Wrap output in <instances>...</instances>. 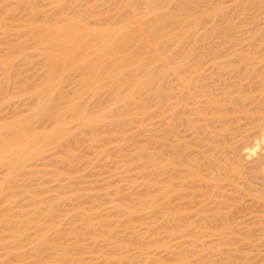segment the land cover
Listing matches in <instances>:
<instances>
[{"label": "rangeland", "instance_id": "rangeland-1", "mask_svg": "<svg viewBox=\"0 0 264 264\" xmlns=\"http://www.w3.org/2000/svg\"><path fill=\"white\" fill-rule=\"evenodd\" d=\"M2 1H3V5H2ZM2 1H0V10L2 11L6 6V8L3 11H6L8 13L10 10V12H9V14H7L6 12L1 13V11H0V18L4 17L3 18L4 22H6V23H4L3 19L2 20L0 19L2 28L4 26L5 29L6 28L8 29V30L6 29V32H5V29H3L4 31L2 32V30L0 28V31L3 33L2 34L0 32L1 33L0 34V47H1L0 53L5 51L2 54H6L8 52L7 48H9V49L11 48V50H12V51L9 50L8 53H12L13 51L16 53V50H18L16 55L20 53V55H17L18 58L20 57L19 59H17V58L14 59L16 55H14L15 53L14 54L12 53L11 56L12 55L13 56H12L11 60L12 59L15 60V61L12 60L15 63H13L11 61L10 63H12V64L8 65L6 67L7 69H3L4 71L0 70V126L4 127V126H7L9 124L11 125L12 123L15 124L16 121L19 122V121H23V119L24 120L27 119L29 117L28 115H30L28 113L33 112V110L35 109L34 107H36V104H37L36 101H40V98H41V100L43 99L41 94L40 95L37 94V93L41 92V91L37 92V89L38 88L40 89L43 86V82H44L43 81L44 77H45V72H44L45 68H44V62H43L44 60H43L42 56L41 57L37 56L39 54L32 47L33 46L32 44H34L33 43L34 41L33 40H30V42H29V40L25 41L26 38L24 37V35L26 33H28L27 31L29 30V27L35 26V25L41 26L42 23H43L42 26L43 25L46 26L49 23L50 24L48 26H51V23L53 21H54L53 22L54 25H52V26L63 25V23H66L67 20H71L73 17L76 18V16H77V18L83 17L82 19H78V22L80 20H84V22H82V24L83 23H85V24L90 23L89 26L93 25V27L92 26L89 27L88 24L86 25L88 28H91L89 30H95L94 28L97 29L99 26L101 27V28L99 27L100 30L102 29V26H103V29L106 26H108L110 29L116 28L118 26L115 27L114 23L116 25L119 24L118 22L122 20V19H120L121 16L123 17V20H125L127 18V15L125 16L123 13H126V14L128 13V16L131 17V14L133 13V11L132 12H129V11H131L133 8H135L133 10L136 12L135 6L139 7L140 4H142V3L144 4L145 0L144 1L143 0H134V2H132L133 0H129L132 3L131 2L128 3V2H126L127 0H125L126 4L127 3L130 4L129 6H127L128 4L126 5L125 3H123L124 2L123 0H116V1L120 2V5H119V2L116 3L115 0H114V2H113V0H103V1L102 0H90L89 2H87L88 0H82V1L80 0L81 2L79 0L78 1L75 0L76 2L74 1V3L72 0L71 1L66 0V2H65V0H63L64 2L61 0V3H60V0H56V2H55V0H34L33 2H35V4H37L36 5L37 7L36 6L35 7L38 8L35 10H37L38 12L31 10L29 7V4H28V7L30 9V11H29L28 8L25 7V6H27L26 1L22 2L23 4L22 3L19 4L23 8L19 7V5L17 4L18 6L17 7L15 6L17 12L16 11L14 12L15 8L13 7V10L11 11L12 7H10V6H12V5L14 6V3H18V2H16V0L15 1L12 0L14 2H11V0H2ZM46 1H48V2H46ZM97 1L99 3V6H98V4L96 5ZM109 1H110V3H109ZM135 1H137V2H135ZM175 1H173V3L171 2L172 4H169V7L166 8L168 10H166L164 13H166L167 11L171 13L173 8L174 9L172 12L174 13L175 7L176 6L178 7V4H180L182 2H185L187 4H190V2H192L190 5L191 6H194L192 4H195V6L197 5L196 8L195 7H193V8L198 10V11L196 12L195 10H193V12H186V14L179 11V14L181 16L179 14H177L178 12H176L175 19L172 20V22L175 21V23L173 24V27H172V25H170L171 27L169 26V28L165 31L169 32L170 33L169 35H172V36L174 35L173 37H175V35H177L176 37H178V35L179 36L183 35L184 34L183 31H185V29H186L185 32L186 33L188 32L187 34H189V33L190 34L188 36L183 35L188 39L184 38V40H186V41H184V40H183L184 42L181 41L180 46L177 45L178 47L177 46L173 47L174 49L177 47L176 51L172 50V52H171L170 50L172 48H170V47L165 48V50H167L168 52H171L170 54L168 52H166L165 50L164 51L166 52V54L172 55V57H173V55H174V57H177V55L175 56V54H178L179 56L181 54L184 55L183 50H182V49H184V51H185V48H183V46H182V45H184L183 43H185V46H187L186 49L192 43L190 46V49L192 48L193 51L191 50L192 55H191V58L189 56L190 60L188 61L187 65L190 64L191 68H192V66L196 67V70L200 71L202 74L199 72L200 73V76H199V73H197L198 71L195 72V70H193L192 72H194V73H192L191 69H189L190 65L187 66L188 71L190 70L189 72H187L186 67H185L186 70H185V68H182V69L179 68L180 66L184 67V65L187 62L184 64L179 63L180 65L177 66L179 68V70H177V67H174L173 65H172L173 67H171V69L176 68V72L179 71V72H177V74L178 73L182 74L183 77L186 79V82H187V79H188V81H189V79H191L190 82H192L194 85L190 84V87L192 85L190 90H193L192 88H194V91H195V86L198 85V86H196V88L197 87L199 88V85H200V87H202L199 90L200 94H202L204 91V93L206 92L205 93L206 95L202 94L204 97L201 95V97L199 96L200 97L199 98V97H196L198 95L195 94L194 97L196 98V100H194V97L192 99V100H194L193 101L194 105H193V102H191V99H190L191 103L190 102H184L183 103L181 96H179L181 98L182 104H180V102L177 101L178 107H176V106L174 107V108H176L175 111H173L174 108H172L174 103L170 104L169 98L166 97L167 98L166 100L168 102L164 101V99H165L164 98L161 103H163V102H165V104H166V102L168 103L166 105L163 103L162 104L163 107L171 106L170 109L168 107V109L170 110L168 113V110L165 112H164V110L163 111L161 110L162 108L160 106V103H157V99H155V96L154 97L152 96L151 92H150L151 93V95H150L148 92H144L143 89H141L142 91L139 90L141 93L139 91H138L139 93L137 92L138 95L135 96V99H133L132 101L130 100L132 103L130 101H128L129 104L124 103L125 105L122 106L123 102H120L122 104L120 105V103H119L120 106L118 105V107H116L118 103H116V105H115L114 104L115 102H114V103H112V105L113 104L114 105L112 107H109L110 105H108V104L109 103L111 104V102H113V96H112L110 91L104 90L102 88L103 91H100V93H99L100 95L97 94L95 97L93 96V98H91L89 96H87L86 98L84 97V99L83 98L81 99L82 101H80V100L78 101V102H80L81 105L80 104H78V105L76 104L77 106L75 105L76 111L79 110L81 113V112H83V111H81V110H83V108H81V107H83V106L87 107V104H89V102H91L93 100L88 105L87 108L89 110L90 109L92 110V115L98 114V116H101V114L104 113L102 118H105V119L104 120L98 119L99 121H101L100 125H97V122L99 123V121H97L96 123H94V125L92 124L91 126H85V129H84V127L83 128H82V126L80 127L79 124H77V123L69 124L68 130H70V131L67 132V135H64L65 137L63 136L64 140H62L63 139L62 137H61V139H59L60 141L62 140L61 142L59 141L60 143L58 142L59 144L57 143L59 146H55L56 148L53 146L54 149L51 148V149L47 150L48 154L46 151L45 155L43 153L42 155H40L37 158L38 160H35L34 162H28V164H26L28 167L25 166L26 168L19 170L21 172L18 171L19 173L17 172L16 174H14L15 178H13V181L11 180L12 185H10V186H5V184L1 185L3 182L2 180H4V178L6 176L5 173H7V172H5L6 170L0 166V181H1L0 182V186H1V189H0V215L2 214L6 217L5 218L4 216H0V259L5 264H20V263L21 264H29V263L30 264H35V263L39 264L38 261L40 262V264H54V263L55 264H60V263L61 264H180V263L181 264H264V226L260 227L261 225L264 224V205H263L264 199L261 200V202H260V199L263 198V194H264L263 193L264 187H263V185H261V184H264V180H263V178H264L263 174L264 173L261 172L264 170L260 166L264 167V164L262 163V162H264V161H262L264 159H263V157H261L262 158L261 164H263V165H259L260 159L256 160V156H258L257 155L258 153H261V155H263V153H264V151H263L264 145H263V148H261L262 146H260V145H262V142L264 140L262 137V136H264L263 135L264 131L260 130L261 132L259 134L258 133L259 130H257L259 127L256 128L258 123L253 122L255 120V118H258L260 115H264V107H263L264 106V94H263L264 93V81H263L264 80V77H263L264 76V74H263L264 73V65H263L264 64V62H263L264 61V46H263L264 45V43H263L264 42V40H263L264 39L263 38L264 37V23H263L264 22V19H263L264 18V1L263 0H255V1L254 0H238V1H236V0H226V1L225 0H222V1H219V0H216V1L215 0H212V1L211 0H192V1L191 0H188V1L187 0H182V1L177 0L176 2ZM234 1H235V3H234ZM49 2H50V5H49ZM52 2H54V3H52ZM90 2L92 4L94 3L95 5L93 4L92 6H90L91 5ZM139 2H141V3H139ZM198 2L200 4H198ZM251 2H253L254 4ZM51 3L53 5H55V7L53 5L51 6ZM55 3L56 4L58 3V5H57L58 7H56ZM67 3H69V4L67 5ZM105 3H107V4H105ZM229 3L230 4L234 3V4L231 6V5H228ZM71 4H72V6H71ZM81 4H82V6H81ZM121 4H122V7L125 4V6L127 8L123 9L121 7ZM132 4H134V5H132ZM143 4H142V8L140 6L137 9L138 12H141L144 9ZM261 4H263V5H261ZM1 5H2V8H1ZM62 5H63V7H62ZM85 5L86 6L88 5L87 6L88 8ZM211 5H213V6H211ZM93 6H95V7L93 8ZM111 6H113V7H111ZM119 6H120V8H119ZM215 6L216 7L218 6L219 8L220 7L224 8V9L222 8L223 11L221 10L222 14L219 13L221 16L219 14H217L216 17H214L212 15V14H216V13H214L215 12L214 9L219 10V8H216ZM239 6L240 7L242 6V7L240 8ZM254 6H255V8H254ZM260 6H262V7H260ZM47 7H49V8H47ZM64 7H66V8H64ZM102 7H104V8L102 9ZM68 8H70V9L68 10ZM84 8H86V9H84ZM89 8H91L92 10ZM107 8H108V11H106ZM117 8L119 11L117 10ZM6 9H8V10H6ZM50 9L52 12L50 11ZM57 9H58V12H57ZM72 9H73V11H71ZM94 9H95V11L96 10H98V11L95 12ZM115 9L119 13H117V11ZM120 9H123V10H120ZM139 9H140V11H139ZM203 9H204V11H203ZM212 9L214 11H212ZM41 10H43L44 12L43 11L41 12ZM77 10H79V12H81V13L77 12ZM169 10H171V11H169ZM225 10L227 13H225ZM241 10L244 12H242ZM261 10H262V13H261ZM206 11H207V13H206ZM211 11H212V14L210 15ZM61 12H62V14H61ZM135 12H134V14H136ZM70 13H72V14H70ZM190 13H193V15H191ZM59 14H61V15H59ZM197 14H200L201 16L197 15ZM204 14H208V15L204 16ZM65 15L67 16L68 19L66 18ZM123 15L126 17L125 19H124ZM188 16H190L191 19ZM196 16H198V17H196ZM32 17H34L35 19ZM114 17H116V18H114ZM150 17H152V16H149V18ZM181 17H183L185 19H182ZM194 17L198 21V25H199L198 29H195V31H196L195 34H194V31L192 30L193 28L190 29V30H192V32L189 30L187 31V29H189V27H190L189 25L191 24L190 20L191 21L195 20V19H193ZM199 17H200V19H199ZM239 17H240V19H239ZM55 18L58 22L56 20H54ZM62 18L65 20V22L63 21ZM96 18H98V19H96ZM201 18H202V20H201ZM213 18L216 20H214ZM24 19H25V21H24ZM61 19H62V21H61ZM237 19H238V21H237ZM255 19H256V21H255ZM87 20H88V22H87ZM93 20L94 21L96 20V21L92 22ZM114 20H117V21H114ZM183 20H185V21L188 20V22L186 21L184 23ZM196 20H195V22H197ZM225 20L227 21V23ZM36 21L40 22V24H38V22L36 23ZM113 21H114V23L111 24ZM61 22H63V23H61ZM108 22L111 24V26ZM29 23H31L30 26H28ZM32 23H34V24L32 25ZM25 24H27V26ZM177 24H181V25H178V27H177ZM95 25H97V26L94 27ZM191 25H193V23ZM198 25H196V26H198ZM7 26L8 27L10 26V28H8ZM19 26L23 27V28H21L20 31L18 30V29H20ZM179 26L180 27L182 26V28H180ZM183 26H184V29H183ZM27 27H28V29H27ZM247 27H248V29H247ZM109 28H107V29H109ZM257 28L258 29L260 28V29L257 30ZM9 29H10V32H9ZM14 29H16V30H14ZM175 30L177 33L182 30L181 31L182 34L181 33L176 34ZM172 31L175 32V34L174 33L172 34ZM206 31H207V33H206ZM215 31H216V33H215ZM258 31L259 32L261 31V32L258 33ZM217 32H219V33H217ZM6 33L8 34L9 38H7ZM192 33L195 35V38L193 36L191 37ZM222 34L223 35L225 34V35L223 36ZM246 34H249V35H246ZM2 35H3V37H2ZM199 35H200V37H199ZM189 36H190V38H189ZM260 36H261V38H260ZM191 39H192V42H191ZM195 39H197V40H195ZM228 40H229V43H228ZM246 40H247V42H246ZM260 40H261V42H260ZM188 41H189V43H188ZM194 41H195V43L193 44ZM12 42H15V43H12ZM26 42L27 43L29 42L30 45H29V43L27 44ZM254 42L257 44H255ZM258 43H260V44H258ZM198 44H199V46H198ZM13 45H14V47H13ZM15 45L17 46L18 49L16 48ZM28 45L31 46L32 49H31V47H28ZM21 46L22 47L24 46L26 49L24 47L22 48ZM225 46H227V47H225ZM179 47H180V49H179ZM168 48H170V50ZM217 48H218V50H217ZM20 50H22L23 52ZM248 50H250L252 52H250ZM26 51H27V53L22 55ZM34 51L37 53V55H35L36 53ZM138 51L139 50H137L136 54L139 53ZM160 51H162V50L158 49V52H160ZM28 52L29 53L31 52V53L29 54ZM32 52H34V53H32ZM158 52H156L158 54L157 56H159ZM165 52H162L164 54H162V53H160V54H162V56L165 55V57H166L168 55H166ZM178 52H180L181 54H179ZM140 53L138 55L143 56V52L140 51ZM186 53H187V51H186ZM200 55L202 57L204 55L203 59L200 58L201 57ZM150 56H152V55H150ZM222 56L224 57V59ZM230 56H232L234 58H232ZM25 57L27 58V60ZM165 57H163L161 59H165ZM168 57L171 60V57L170 56H168ZM149 58H150L149 56H148V58L146 56V59L145 58L144 59H145V61L146 60L148 61ZM220 58H222V59H220ZM228 58H229V60H227ZM161 59H159V60H161ZM216 59L217 60L219 59V61H217ZM172 60L177 61V59H174V58H172ZM251 60L253 62H251ZM256 60L257 61L260 60L262 62V63L260 62L262 65L259 63V61L257 62ZM143 61L144 60L142 59V62ZM221 62L223 63V65ZM239 62H241V63H239ZM159 63H160V61H159ZM13 65H15V67ZM238 67H240V68H238ZM221 68H224V69H221ZM225 68L226 69L231 68V69H227L228 71H226ZM223 70H224V72H223ZM252 70L254 71V73L252 72ZM173 71H175V70H173ZM181 71L182 72L184 71L183 72L184 74ZM185 71H186V73H185ZM225 71H226L227 75L225 74ZM229 71L231 73H229ZM172 72L170 71L169 74H171V75H169V77L171 76V78H173V81H175L178 78L185 81V79L182 77V75H179V74L177 75V77H175V75H174V77H175L174 78L172 76L173 75ZM244 72H246V73H244ZM216 73H218V74H216ZM41 74L42 75L44 74V76L42 77ZM75 74L76 73L74 71H70V72H68V74L65 75L66 77L68 75H70L68 77L69 79L64 77L66 80L63 78V80H61V83L59 82V83L55 84L56 85L55 91L57 90V92H56L57 94L56 93L55 94L53 93V95L50 94V95H52L51 97L53 98V104L56 105L54 108L55 111L59 110V111L63 112L65 104L74 97L73 93H75V92H73V90H75V88H76V80H75L76 78H74V76L76 77V75H77V74L76 75ZM190 74L192 75V78H190V77L187 78V75L190 76ZM239 75H240V77H239ZM246 75H248V76H246ZM178 76H181V77H178ZM231 76H233L234 80L232 79ZM204 78H206V79H204ZM246 78H248V79H246ZM250 78H252V79H250ZM9 79H11V80L9 81ZM192 79H193V81H192ZM236 79H238V80H236ZM245 79L248 82H246ZM205 80H207V81H205ZM217 80L218 81L221 80V81L218 82ZM228 80H231V82ZM171 82H172V80H171ZM10 83H12V84H10ZM239 83L241 86L239 85ZM41 84H42V86H40ZM172 84H173V82L170 85H172ZM175 84L177 85V83H175ZM262 84H263V86L259 87ZM207 85L208 86L210 85L208 87V89L210 88L209 90L213 91V94L211 93V94L207 95V92H209V93L211 92V91H208L206 89L207 87L205 88V86H207ZM231 85H233V86L231 87ZM10 86H11V88H10ZM5 87H6V89H5ZM58 87L60 89H58ZM170 87H172V86H170ZM203 87L206 90L205 89L203 90ZM257 87L260 89H258ZM228 88L229 89L231 88L232 90L231 89L229 90ZM217 90H219L220 93L217 92ZM226 90H227V92H226ZM255 90L259 93L260 96L258 94H256ZM260 90L262 92V96L260 94L261 93ZM175 91L178 92V88L175 90H172L173 97L171 96L172 93L169 94V97L171 96V99L174 98L173 101L176 100V98L174 97L175 95H177V96L180 95L179 94L180 92H178V93L176 92L177 94H174ZM53 92H54V90H53ZM58 92H60V93H58ZM31 93H32V95H31ZM109 93L111 94L112 97L110 96ZM191 93L193 94V92H191ZM194 93H199V92L196 91ZM254 93L256 95H254ZM209 95L210 96L212 95V96L210 97ZM218 95H220V96H218ZM65 96L68 98H66ZM207 96L210 97V99H212V100L214 99V101H216V102L218 100L221 103L217 102V104L219 105L218 106L216 104V102L214 103V101L210 100L209 98L206 99ZM248 96H250V97L254 96V98L253 97L248 98ZM258 96L261 98H259ZM148 97H149V99H148ZM179 97H177L178 100H179ZM233 97H235V98H233ZM49 98H50V96L49 97L47 96L46 100ZM108 99H110V100H108ZM143 99H144V102H143ZM258 99H259V101H258ZM62 100H64V101H62ZM147 100H150V101H147ZM187 100H189V98L184 99V101H187ZM222 100H224V101H222ZM239 100L241 103L239 102ZM243 100H245V101H243ZM253 100H257V101H253ZM72 101H73V99H72ZM138 102H140L139 103L140 105L138 104ZM195 102L196 103L198 102V104L196 105ZM258 102H259V104H258ZM61 103H63V104H61ZM155 103H157V104H155ZM253 103H254V105H253ZM256 103L258 104V106ZM133 104H134V106H133ZM191 104H192V106H191ZM208 104H209V106L210 105L211 106L210 107L207 106ZM212 104H214V107ZM233 104H235V105H233ZM145 105L147 107H144ZM198 105L200 107H202V111L203 110L206 111V112L203 111L206 113V116H205V114L204 115L202 114L203 119H202V117L198 116L201 114H198L197 116L195 114L194 108L196 106L197 109H195V110H198L199 109ZM121 106H122V109H120ZM127 106H129L130 108H134V109H130ZM148 106H149V109L151 108L150 110L148 109ZM189 106L192 108H190ZM193 106H194V108H193ZM205 106H207V107H205ZM216 106H218L220 109ZM221 106L223 108H225L224 112H223ZM252 106L253 107L255 106V107L253 108ZM77 107H79V109ZM167 107H166V109H167ZM203 107H205L207 110L203 109ZM59 108H61L62 110ZM141 108H144L143 110L146 112H143ZM188 108H189V110H188ZM236 108H238V109H236ZM118 109H119V111H118ZM128 109H129V111H127ZM140 109H141V112H140ZM94 110H96V111L98 110V112L100 110L101 111L98 113ZM112 110H114V111H112ZM120 110H123V113ZM200 110H198L197 113H201ZM220 110H222V111L219 112ZM243 110H244V112H246V110H247L248 113L252 110V112H250L251 114H248L249 116L245 117V115H247V114L243 113ZM254 110H255V113H254ZM259 110H260V112H258ZM29 111H31V112H29ZM79 111H78V113H79ZM154 111H156V113ZM171 111H172V114L170 113ZM192 111H194V112H192ZM94 112H96V113H94ZM118 112H120V114ZM134 112H136V113H134ZM189 112H190V114H189ZM236 112L238 113L239 116L236 115L237 114ZM257 112L260 114L258 115ZM262 112H263V114H261ZM126 113L129 115H126ZM131 113H132V115H130ZM222 113H224V114H222ZM239 113H241V114H239ZM24 114H26L27 116L26 115L24 116ZM121 114H122V116H121ZM181 114H182V116H181ZM252 114L254 116L253 117L254 119H251ZM255 114L258 117H256ZM15 115H17V117ZM48 115H50L49 118H48ZM125 115L128 117H126ZM144 115H145V117H144ZM176 115H177L178 119L176 118ZM214 115L215 116L217 115L218 117L216 116V119H215ZM224 115H226V117ZM231 115H232V118H230ZM241 115H243V116H241ZM21 116L24 118H22ZM51 116H52V114H50V112H49L47 114V117H44L45 119L42 118L43 119L42 121H44V122L41 123V120H40L39 122L41 124L40 123L36 124L37 125L36 128H39L38 129L39 131H37V132L40 133V131L44 132L45 130L47 131V130L51 129V126H52V125H50L52 122V120H50V119H52ZM66 116H67V114H66ZM132 116H133V119H131ZM138 116L140 119L137 118ZM193 116L194 117L196 116L199 118H194ZM235 116H237L238 118ZM120 117H121V119L119 120ZM123 117H124V119L122 120ZM135 117L137 119H135ZM223 117H225L224 118V119H226L225 121L221 120V118L223 119ZM19 118H22V119H19ZM96 118H97V116H96ZM102 118H100V119H102ZM179 118H180V121H179ZM188 118H189V120L192 119V121H194V123L192 122L193 124H191V126H190L191 128L189 127V125L187 123ZM217 118L218 119L220 118V119L218 120ZM248 118H249V120H248ZM211 119H212V121H211ZM108 120H111V121H108ZM169 120H170V122H169ZM217 120H218V123H217ZM246 120H248V122ZM8 121H10V122H8ZM103 121H105V122H103ZM201 122H203V124ZM204 122L206 124L205 126H204ZM38 124L41 128L38 126ZM105 124L108 126H106ZM221 124L222 125L224 124V125L222 126ZM252 124H254L253 128H251ZM193 125H194V128H193ZM75 126L78 128L74 129V128H76ZM206 126H207V128H209V126H210L209 134H208V131L206 129ZM230 126H231V128H230ZM243 126L245 127V129L243 128ZM248 126L250 127V129ZM225 127H226V129H225ZM199 128H201V130ZM144 129H145V131H143ZM193 129L194 130L197 129V130L194 131ZM202 129H203V131H202ZM260 129H262V127ZM72 130L73 131L76 130V131L73 132ZM148 130H150V131H148ZM220 130H221V133H220ZM246 130H249V131H246ZM35 131H36V129H35ZM146 131H148V132H146ZM198 131H199V133H198ZM211 131L215 133V137H214V133L212 134ZM228 131L232 132V133H229L230 134L229 136L226 134V133H228ZM171 132L173 134H171ZM189 132H191V134ZM222 132H224L225 134H223ZM71 134H72V137H71ZM210 134H212V135H210ZM218 134L219 135L221 134L220 136L223 140L220 138V136ZM241 134H244V135L248 134L249 140L247 139V136H245L246 138H244V135H241ZM255 134L258 135L260 138L255 137L256 136ZM261 134H262V136H261ZM202 135H204V136H202ZM232 135L234 136V138L232 137ZM200 136H202V140H201ZM240 136H242V137H240ZM67 138H69V139H67ZM229 138H232V140ZM241 138H243V139H241ZM260 139H263V140H260ZM233 140H235V141H233ZM246 140H248V141H246ZM258 140H260V141H258ZM254 141H255V143H254ZM224 143H226V144L223 145ZM229 143H230V145H229ZM216 144L217 145L219 144V145L216 146ZM255 144L257 146H255ZM258 144H259V146H258ZM204 145H206V146H204ZM228 145L231 146V148ZM235 145H237V146H235ZM243 145H246V146H243ZM249 146L251 147V149ZM175 147L177 150L175 149ZM217 147H218V150H217ZM235 147H236V149H235ZM259 147L262 149V151ZM223 149H225V150H223ZM222 150H223V152H222ZM257 150L258 151L260 150L261 152L260 151L258 152ZM212 151H213V153H212ZM247 151H249V152L247 153ZM142 152H144V153H142ZM233 152H234V154H233ZM235 152L237 155L235 154ZM241 152H242V154H241ZM214 154H215V156H214ZM230 154H231V156H229ZM233 155L235 156V158L233 157ZM241 155L243 158L241 157ZM145 156H148V157H145ZM210 156H212V157H210ZM238 156H239V158H241V160L238 158ZM259 156H260V154H259ZM247 157H249L248 159H250V160H248ZM166 158L169 160H167ZM252 158H255V159H252ZM236 159H237V161H235ZM187 160H188L189 164L187 163ZM224 160H225V162H224ZM244 160H245V164H244ZM255 160H256L257 164L259 163L258 165H256V163L254 162ZM36 161H37V163H36ZM153 161H154V163H153ZM212 162L214 165L211 164ZM241 162H243V163H241ZM246 162H249V165ZM192 163H193V165H192ZM221 163H223V164H221ZM235 163L237 166H233V164H235ZM254 163L256 165L255 168L253 166ZM165 164H169V165H165ZM226 164H227V166H224ZM238 164H241V165H238ZM228 165H229V167L230 166L232 167V168L230 167L231 172H229L230 169H227ZM193 166H195V167H193ZM223 166L226 168H224ZM240 166H241V169H240ZM215 167H218V168H215ZM222 167L224 168V170ZM188 168H190V170ZM233 168H234V170L236 168H238L235 170L237 173V175L235 174L236 177L233 176V174H232V173H234L232 171ZM245 168L248 170L247 171L248 173H246ZM215 169L222 170V171H218L220 173L219 176L221 177V175L223 174L222 176H225V179H223L222 181H219L220 179H222V177L221 178L218 177L219 173L217 172V170L215 171ZM226 169H227V171L225 172ZM244 169H245V173L244 172L242 173V171H244ZM253 169L254 170L257 169V171H254ZM196 171H198V172H196ZM193 172H195V173H193ZM210 172H212V173H210ZM259 172L262 175H260ZM225 173H227V174L231 173V174H228L231 176V179L228 175H225ZM257 174L259 175V177L257 176ZM195 176L198 178H196ZM214 176H215V179H216V177L218 178V181L212 180V179H214ZM241 176H243V177H241ZM203 177L206 179H204ZM234 177L236 178V180ZM257 177H258V179H257ZM243 178L245 179L247 184L243 180ZM190 179L192 181H190ZM227 179H229V180L227 181ZM260 179H262V180H260ZM261 181H263V182H261ZM221 182H223V183H221ZM15 183H16V185H15ZM161 183H162V185H161ZM200 183H201V185H199ZM246 185H248V186H246ZM259 185H261V186H259ZM235 186L237 188L239 187V189H237ZM219 187H221V188H219ZM248 187H250V189H252V190H258L257 188H259L258 191H260V193H263V194L260 195V193L258 191H256V192L253 191L254 192L253 193L252 190H250ZM164 189H165V191L167 190L168 192L167 191L165 192ZM248 189H249V191L252 192V194H249L251 192H249ZM261 189H262V192H261ZM230 190H231V192H230ZM247 191H248V193H247ZM257 192L259 194H257ZM202 193H203V197H202ZM155 195H156V197H155ZM216 195H217V197H216ZM221 195H223V196L225 195V196L222 197ZM253 195H254V199L255 200L257 199L256 201L253 200V198H252ZM169 196H171V197H169ZM257 196H258V198H257ZM260 196H262V198L259 199ZM128 197H130V198H128ZM147 197L148 198L150 197V198L148 199ZM151 197H155V198H151ZM165 198H166V200H165ZM220 198H221V200H220ZM153 199L157 200V201L156 200L155 201H156V203H158V205L157 204L155 205V201H153ZM163 199H164V201H163ZM141 200H142V202H141ZM258 200H259V202H257ZM146 201H148L149 203L151 201H153L154 203L152 204V206L155 205V207H157V208H155L153 206V210L152 209H147V210L144 209L143 211L138 210V211H134L135 213H133V212L128 213V211H127L128 207H129V211H131L130 207H132L133 205L135 206L136 204H138L140 202L143 204L144 203L149 204ZM159 202H161V204ZM147 204H144V205H147ZM160 206H162V207H160ZM163 208H164V210H163ZM45 210H46V212H45ZM161 211H164V212L161 213ZM173 212H175L176 214ZM126 213H127V215H126ZM156 213H158V214H156ZM31 214H33V215H31ZM167 214H169L170 216ZM179 215H180V217H179ZM224 215H227V217ZM26 217H27L28 221L26 220ZM48 217H49V219H48ZM163 218H165V220ZM4 221L5 222L7 221L6 223L8 225L6 223H4ZM23 222H24V224L26 223V226L28 225L27 228H24L25 225L23 224ZM31 222L33 225H31ZM176 222H177V224H176ZM18 224L21 226V228H20V226H17ZM13 226H15V228L18 227L17 229H23V230L25 229L24 230L25 233L22 234L21 232H24V231L19 230L21 234L20 235L18 234L19 235V237H18V235L12 231V228H14ZM87 227H88V229H87ZM9 228H10V230H8ZM184 230H186V231L184 232ZM238 234H239V236H237ZM182 235H185V236H182ZM15 236H17V237H15ZM138 236H140V237H138ZM44 238H45V241L43 243L46 242V244H43L42 246H44V247H42L40 249L43 251L35 252L38 248V245L40 247L42 244L39 241L40 240L43 241ZM22 240H24L25 242L24 241L22 242ZM37 241L39 243H36ZM224 241H226V243H224ZM29 244L33 245V247H31ZM34 244H35V246H34ZM50 244H51V246H49ZM155 244H156V246H155ZM160 244L161 245L163 244V245L161 246ZM160 246H161V248H160ZM37 254H38L39 258L37 256ZM219 254H220V256H219ZM66 255H67V257H66ZM180 256H181V258H180ZM56 257H57V259H56ZM217 257H219V258H217ZM32 259L34 261H32ZM2 261H0V263H3ZM57 261H59L60 263H58ZM61 261H63V263ZM184 261H186V263Z\"/></svg>", "mask_w": 264, "mask_h": 264}, {"label": "bare ground", "instance_id": "bare-ground-1", "mask_svg": "<svg viewBox=\"0 0 264 264\" xmlns=\"http://www.w3.org/2000/svg\"><path fill=\"white\" fill-rule=\"evenodd\" d=\"M0 1H2V0H0ZM15 1V0H14ZM14 1H12L11 0V2H14ZM24 1H26L27 2V6H25V7H27L28 8V10L30 11V9L31 10H34L35 12L37 11V10H35V9H38V8H36L37 6V4H35V2H33L34 0H16V2H18V3H14V6L12 5V6H10V7H12V9H11V11L13 10V7L15 8V6L17 7L19 4H21L22 2H24ZM63 1V0H62ZM69 1H71V0H69ZM68 1V2H69ZM73 1V3H74V1L75 0H72ZM78 1V0H77ZM80 1V0H79ZM82 1V0H81ZM80 1V2H81ZM90 0H88L87 2H89ZM103 1V0H102ZM116 1V0H115ZM124 2L123 3H125L126 4V2H128V3H130L131 1H129V0H127L126 2H125V0H123ZM144 1V0H143ZM173 1H175V0H145L144 1V6H143V10L141 11V12H138L137 11V9L141 6V8H142V4H140V6L138 7V6H135L136 7V12L133 10V9H135V8H133L131 11H129L128 9V11L129 12H132L133 11V15L131 14V17L130 16H128V13L126 14V13H123L125 16L127 15V18L124 16V19L125 20H123V17L121 16L120 17V19H122L121 21H119L118 23L119 24H115L114 23V21H117V20H114L111 24H113L114 23V26L116 27V26H118V27H116V28H109L108 26H106V27H104V29H103V24L101 25L102 26V29L100 30L99 29V27L96 29V28H94L95 30H89V29H91V28H88L86 25L88 24V26H89V24L90 23H87V24H85V23H83L82 24V22H84V20H80L79 22H78V19H82V18H77V16H76V18H70L71 20H67L68 18H67V16H66V20H67V22L66 23H63V22H61V23H63V25H58V26H52V25H54L53 24V22L51 23V26H48V25H43L42 26V24H41V26H31V27H29V30L27 31L28 33H26L25 35H24V37L26 38V40L25 41H28L29 40V42H30V40H33L34 42V44H32L33 46V48H34V50H36V52L39 54V55H37V53L35 54V55H37V56H39V57H43V62H44V68H45V77H44V82H43V86H42V84L40 85V86H42L39 90L37 89V92H39V91H41V92H39V93H37V94H41V96H42V100H41V98H40V101H36L37 102V104H36V107H34L35 109L33 110V112H31V111H29V112H31V113H28V114H30V115H28L29 117L27 118V119H23V121H19V122H17L16 121V123L15 124H9V125H7V126H4V127H1L0 128V166L1 167H3V169H5L4 171L5 172H7V173H5L6 174V176H5V178H4V180H2L3 182H2V184L1 185H4L5 184V186H10V185H12L11 183V180L13 181V178H15L14 176V174H16L19 170H21V169H23V168H26L25 166H27L26 164H28V162H34L35 160H38L37 158L40 156V155H42L43 153H44V155H45V152L47 151V150H49V149H51V148H53L54 149V147L55 146H59L58 144L62 141V140H64V138H63V136L64 135H67V132L68 131H70V130H68L69 129V124H71V123H77V124H79V126L81 127L82 126V128L84 127V129H85V126H91L92 124L94 125V123H96L97 121H99V120H104L105 118H102L103 117V114H101V116H98V114H95L96 116H97V118H96V116L95 115H92V110L90 111L87 107H88V105L93 101H91V102H89L88 100V102H89V104H87V107H85V106H83V107H81V108H83V110H81V111H83V112H81L80 113V111H79V113H78V111H76V106L78 105V104H80V102H78L79 100L80 101H82L81 99L83 98L84 99V97L86 98L87 96H89V97H91V98H93V96L95 97L97 94H99L100 93V91H103V89L104 90H108V91H110L111 92V94H112V96H113V102H111V104L109 103L108 105H110L109 107H112L114 104L116 105V103H118L117 104V106L116 107H118V105H119V103L120 102H123V104L122 103H120V105L122 104V106L123 105H125L124 103H128V101H132L133 99H135V96H137L138 94H137V92L139 91V90H141V89H143V91L144 92H148L150 95H151V93H152V96L154 97L155 96V99H157V103H160V106H161V110L163 111L164 110V112L165 111H167L168 110V113H169V109H170V107L171 106H168L169 107V109H168V107H167V109H166V107H163V103L165 104V102H163V103H161L162 101H163V99H164V101H167L166 99L167 98H169V103L170 104H173V106H172V108H174L175 106L176 107H178L177 105H178V102L177 101H179L180 102V104H182V102L184 103V102H190V99H191V102H193L194 100H196V98L194 97V95L195 94H197L198 96H196V97H201V95L202 94H204V95H206L205 93H204V91H203V93L202 94H200V88H202V87H200V85H199V88L197 87L196 88V86H198V85H196L195 86V91H194V88H192L193 90H190V88L192 87V85H194L192 82H190L191 81V79H189V81H188V79H187V82H186V79L183 77V75L182 74H180V73H178L179 75H182V77L185 79V81H183L182 79H174L175 81H173V78H171V76L169 77V75H171V74H169L170 73V71L172 72L173 70H175V71H173L172 72V76L174 77V75H175V77H177V72H179V71H177L176 72V68H172L171 69V67H177V66H179L181 63H186L185 65H184V67L183 66H180L179 68L180 69H182V68H187V66H189V65H187L188 64V61L190 60V58H191V55H192V52H191V50L193 51V49L191 48L190 49V46H191V44L189 45L188 43H189V41H188V45H189V47L186 49V47L187 46H185V43H183L184 41H186V40H184V38L185 39H188V38H186L185 36H188L189 34H187L185 31H186V29H185V31H183L184 32V34L183 35H185V36H183V35H181V36H179L178 35V37H176L177 35H175V37H173L172 35H169L170 33L169 32H166L165 30H167L168 28H169V26L170 25H172V27H173V24L175 23V21H173L172 22V20H174L175 19V16H176V12H178L177 14H179V11H181L182 13H184V14H186V12H193V10H195L196 12L198 11V10H196V9H194L193 7H195L196 8V6H195V4H192V5H194V6H191L190 4L192 3V2H190V4H187V3H185V2H182V3H180V4H178V7L176 8L175 7V10H174V13L172 12L173 11V9H172V11L171 10H169V11H171V13L170 12H166V13H164L166 10H168V9H166V8H168L169 7V4H172L173 3ZM177 1V0H176ZM175 1V2H176ZM182 1V0H181ZM188 1V0H187ZM192 1V0H191ZM212 1V0H211ZM216 1V0H215ZM219 1H222V0H219ZM226 1V0H225ZM224 1V2H225ZM236 1H238V0H236ZM255 1V0H254ZM264 1V0H263ZM45 2V1H44ZM46 2H48V1H46ZM55 2H56V0H55ZM64 2V1H63ZM65 2H66V0H65ZM76 2V1H75ZM85 2V1H84ZM86 2V3H87ZM94 2V1H93ZM113 2H114V0H113ZM117 2H119V1H116V3ZM132 2H134V0L132 1ZM131 2V3H132ZM135 2H137V1H135ZM142 2V1H141ZM141 2H139V3H141ZM146 2V3H145ZM172 2V3H171ZM203 2V1H202ZM210 2V1H209ZM248 2V1H247ZM259 2V1H258ZM52 3H54V2H52ZM51 3V6L53 5ZM60 3H61V0H60ZM71 3V2H70ZM79 3V2H78ZM83 3V2H82ZM91 3V2H90ZM89 3V4H90ZM109 3H110V1H109ZM108 3V4H109ZM127 3V4H128ZM195 3V2H194ZM214 3V2H213ZM220 3V2H219ZM234 3H235V1H234ZM234 3H232V4H228V5H233ZM251 3H253V2H251ZM261 3V2H260ZM263 3V2H262ZM16 4V5H15ZM18 4V5H17ZM23 4V3H22ZM25 4V3H24ZM28 4H29V7H30V9H29V7H28ZM35 4V5H34ZM44 4V3H43ZM56 4V3H55ZM69 3H67V5H68ZM88 4V5H89ZM94 4V3H93ZM92 3H91V5L90 6H92L93 5ZM98 4V6H99V3H98V1H97V3H96V5ZM101 4V3H100ZM105 4H107V3H105ZM125 4H124V6H125ZM126 4V5H127ZM138 4V3H137ZM198 4H200L199 2H198ZM202 4V3H201ZM205 4V3H204ZM210 4V3H209ZM254 4V3H253ZM256 4V3H255ZM2 5H3V1H2ZM2 5H1V8H2ZM9 5V4H8ZM26 5V4H25ZM49 5H50V2H49ZM58 5V3L56 4V7H58L57 6ZM61 5V4H60ZM59 5V6H60ZM64 5V4H63ZM63 5H62V7H63ZM66 5V4H65ZM74 5V4H73ZM87 5V6H88ZM95 5V4H94ZM119 5H120V2H119ZM130 4H128L127 6H129ZM132 5H134V4H132ZM214 5V4H213ZM213 5H211V6H213ZM227 5V6H228ZM236 5V4H235ZM234 5V6H235ZM261 5H263V4H261ZM36 6V7H35ZM54 7H55V5H53ZM71 6H72V4H71ZM81 6H82V4H81ZM86 6V5H85ZM86 6V7H87ZM105 6V5H104ZM122 7V4H121V7L124 9H126L127 7L125 6V7ZM175 6V5H174ZM19 7H21L20 5H19ZM61 7V8H62ZM67 7V6H66ZM66 7H64V8H66ZM80 7V6H79ZM95 6H93V8H94ZM108 7V6H107ZM111 7H113V6H111ZM110 7V8H111ZM118 7V6H117ZM132 7V6H131ZM173 7V6H172ZM200 7V6H199ZM202 7V6H201ZM216 7V6H215ZM229 7V6H228ZM240 7V6H239ZM242 7V6H241ZM240 7V8H241ZM251 7V6H250ZM260 7H262V6H260ZM5 8H6V6H5ZM4 8V9H5ZM9 8V7H8ZM21 8H23V7H21ZM41 8V7H40ZM47 8H49V7H47ZM71 8V7H70ZM70 8H68V10L70 9ZM88 8V7H87ZM104 7H102V9H103ZM119 8H120V6H119ZM216 8H219L218 6L216 7ZM223 8V7H222ZM221 7L219 8V10L218 9H214L215 10V12L214 13H216V14H212V11H214L213 9H212V11H211V13H210V15L212 14L214 17H216V15L217 14H219V13H221L222 14V12H221V10L223 11V9H222ZM245 8V7H244ZM248 8V7H247ZM254 8H255V6H254ZM3 9V10H4ZM77 9V8H76ZM79 9V8H78ZM84 9H86V8H84ZM89 9H91V8H89ZM123 9H120V10H123ZM165 9V10H164ZM199 9V8H198ZM235 9V8H234ZM239 9V8H238ZM1 11V13L2 12H6V11ZM6 10H8V9H6ZM20 10V9H19ZM23 10V9H22ZM26 10V9H25ZM82 10V9H81ZM92 10V9H91ZM90 10V11H91ZM116 10V9H115ZM117 10H118V8H117ZM116 10V11H117ZM202 10V9H201ZM206 10V9H205ZM227 10V9H226ZM226 10H225V13H227L226 12ZM255 10V9H254ZM16 11V8H15V10H14V12ZM43 10H41V12H42ZM50 11H51V9H50ZM66 11V10H65ZM71 11H73V9L71 10ZM76 11V10H75ZM84 11V10H83ZM94 11H95V9H94ZM96 11H98V10H96ZM95 11V12H96ZM106 11H108V8H107V10ZM119 11V10H118ZM117 11V13H119ZM126 11V10H125ZM127 11V12H128ZM139 11H140V9H139ZM203 11H204V9H203ZM209 11V10H208ZM217 11V12H216ZM242 11V10H241ZM259 11V10H258ZM257 11V12H258ZM9 12H10V10H9ZM9 12L7 13V14H9ZM17 12V11H16ZM24 12V11H23ZM38 12V11H37ZM44 12V11H43ZM47 12V11H46ZM52 12V11H51ZM54 12V11H53ZM57 12H58V9H57ZM70 12V11H69ZM77 12H79V10H77ZM87 12V11H86ZM115 12V11H114ZM121 12V11H120ZM134 12L136 13V14H134ZM138 12V13H137ZM237 12V11H236ZM242 12H244V11H242ZM32 13V12H31ZM74 13V12H73ZM79 13H81V12H79ZM84 13V12H83ZM82 13V14H83ZM102 13V12H101ZM206 13H207V11H206ZM261 13H262V10H261ZM5 14V13H4ZM3 14V15H4ZM13 14V13H12ZM58 14V13H57ZM61 14H62V12H61ZM61 14H59V15H61ZM70 14H72V13H70ZM69 14V15H70ZM78 14V13H77ZM76 14V15H77ZM104 14V13H103ZM107 14V13H106ZM191 15H193V13H190ZM224 14V13H223ZM243 14V13H242ZM6 15V14H5ZM50 15V14H49ZM117 15V14H116ZM115 15V16H116ZM180 15V14H179ZM188 15V14H187ZM195 15V14H194ZM197 15H200V14H197ZM208 14H204V16H207ZM209 15V16H210ZM220 15V14H219ZM226 15V14H225ZM230 15V14H229ZM31 16V15H30ZM37 16V15H36ZM71 16V15H70ZM81 16V15H80ZM87 16V15H86ZM85 16V17H86ZM94 16V15H93ZM97 16V15H96ZM119 16V15H118ZM149 16H152V17H150L149 18ZM181 16V15H180ZM201 16V15H200ZM221 16V15H220ZM238 16V15H237ZM243 16V15H242ZM257 16V15H256ZM35 17V16H34ZM34 17H32V18H34ZM52 17V16H51ZM60 17V16H59ZM84 17V18H85ZM89 17V16H88ZM92 17V16H91ZM98 17V16H97ZM101 17V16H100ZM129 17V18H128ZM188 17H190V16H188ZM196 17H198V16H196ZM254 17V16H253ZM4 18V17H3ZM3 18H0L1 20L3 19ZM10 18V17H9ZM8 18V19H9ZM41 18V17H40ZM46 18V17H45ZM64 18V17H63ZM62 18V19H63ZM87 18V17H86ZM94 18V17H93ZM102 18V17H101ZM111 18V17H110ZM114 18H116V17H114ZM179 18V17H178ZM182 19H185V18H183V17H181ZM204 18V17H203ZM209 18V17H208ZM11 19V18H10ZM35 19V18H34ZM47 19V18H46ZM58 19V18H57ZM60 19V18H59ZM62 19H61V21H62ZM96 19H98V18H96ZM107 19V18H106ZM119 19V20H120ZM190 19H191V17H190ZM193 19H195L196 20V18L194 17ZM199 19H200V17H199ZM198 19V20H199ZM214 19V18H213ZM230 19V18H229ZM239 19H240V17H239ZM264 19V18H263ZM6 20V19H5ZM17 20V19H16ZM15 20V21H16ZM31 20V19H30ZM48 20V19H47ZM46 20V21H47ZM53 20V19H52ZM54 20H56V18L54 19ZM74 20V21H73ZM77 20V21H76ZM108 20V19H107ZM179 20V19H178ZM177 20V21H178ZM181 20V19H180ZM189 20V19H188ZM188 20H186L187 22H188ZM195 20H193V21H191L190 20V22H191V24L193 23V25H189L190 27H189V29H187V31L189 30V31H191L192 32V30L194 31V34H195V29H198V27H199V25H198V21L197 22H195ZM201 20H202V18H201ZM206 20V19H205ZM214 20H216V19H214ZM219 20V19H218ZM228 20V19H227ZM253 20V19H252ZM8 21V20H7ZM24 21H25V19H24ZM43 21V20H42ZM57 21V20H56ZM55 21V22H56ZM63 21L65 22V20L63 19ZM76 21V22H75ZM90 21V20H89ZM96 21V20H95ZM94 20L92 21V22H95ZM106 21V20H105ZM184 21V23L186 22L185 20H183ZM200 21V20H199ZM207 21V20H206ZM209 21V20H208ZM226 21V20H225ZM229 21V20H228ZM234 21V20H233ZM237 21H238V19H237ZM240 21V20H239ZM243 21V20H242ZM255 21H256V19H255ZM3 22H4V19H3ZM38 21H36V23H37ZM44 22V21H43ZM48 22V21H47ZM58 22V21H57ZM56 22V23H57ZM87 22H88V20H87ZM100 22V21H99ZM111 22V21H110ZM203 22V21H202ZM214 22V21H213ZM230 22V21H229ZM232 22V21H231ZM251 22V21H250ZM4 23H6V22H4ZM8 23V22H7ZM60 23V24H61ZM196 23V24H195ZM226 23H227V21H226ZM236 23V22H235ZM234 23V24H235ZM264 23V22H263ZM34 23H32V25H33ZM38 24H40V22H38ZM37 24V25H38ZM45 24V23H44ZM99 24V23H98ZM110 24V23H109ZM111 24H110V26H111ZM200 24V23H199ZM229 24V23H228ZM248 24V23H247ZM6 25V24H5ZM8 25V24H7ZM19 25V24H18ZM24 25V24H23ZM26 26H27V24H25ZM31 25V23H29V25L28 26H30ZM56 25V24H55ZM176 25V24H175ZM178 25H181V24H177V27H178ZM196 25H198V26H196ZM241 25V24H240ZM252 25V24H251ZM17 26V25H16ZM92 27H93V25H91ZM91 26H89V27H91ZM97 25H95L94 27H96ZM113 26V27H114ZM193 26V27H192ZM196 26V27H195ZM207 26V25H206ZM253 26V25H252ZM258 26V25H257ZM8 27V26H7ZM171 27V26H170ZM180 27V26H179ZM216 27V26H215ZM231 27V26H230ZM240 27V26H239ZM244 27V26H243ZM259 27V26H258ZM0 28H1V30H2V32L4 31L3 29H5L4 28V26H3V28H2V25H1V22H0ZM8 28H10V26L8 27ZM19 28L20 29H18L19 31L21 30V28H23L22 26H19ZM25 28V27H24ZM101 28V27H100ZM107 28H109V29H107ZM180 28H182V26L180 27ZM179 28V29H180ZM193 28V29H192ZM235 28V27H234ZM246 28V27H245ZM7 29V28H6ZM6 29H5V32H6ZM12 29V28H11ZM26 29V28H25ZM27 29H28V27H27ZM178 29V28H177ZM176 29V30H177ZM183 29H184V26H183ZM190 29H192V30H190ZM200 29V28H199ZM206 29V28H205ZM220 29V28H219ZM233 29V28H232ZM247 29H248V27H247ZM260 29V28H259ZM258 28H257V30H259ZM8 30V29H7ZM14 30H16V29H14ZM23 30V29H22ZM176 30H175V32H176ZM218 30V29H217ZM162 31V32H161ZM165 31V32H164ZM169 31V30H168ZM174 31V30H173ZM172 31V34L174 33L175 34V32H173ZM179 31V30H178ZM182 31V30H181ZM181 31H179L178 33H181L182 34V32ZM209 31V30H208ZM238 31V30H237ZM251 31V30H250ZM262 31V30H261ZM260 31V32H261ZM1 32V31H0ZM1 32V33H2ZM9 32H10V29H9ZM164 32V33H163ZM221 32V31H220ZM247 32V31H246ZM259 31H258V33H260ZM0 33V34H1ZM24 33V32H23ZM177 32H176V34H178ZM186 33V34H185ZM198 33V32H197ZM206 33H207V31H206ZM213 33V32H212ZM215 33H216V31H215ZM217 33H219V32H217ZM225 33V32H224ZM244 33V32H243ZM3 34V33H2ZM7 34V33H6ZM193 34V33H192ZM191 34V37L193 36L194 38H195V35L193 34L192 35ZM203 34V33H202ZM211 34V33H210ZM226 34V33H225ZM224 34V35H225ZM235 34V33H234ZM13 35V34H12ZM197 35V34H196ZM204 35V34H203ZM223 35V34H222ZM223 35V36H224ZM246 35H249V34H246ZM198 36V35H197ZM196 36V37H197ZM202 36V35H201ZM205 36V35H204ZM203 36V37H204ZM209 36V35H208ZM214 36V35H213ZM238 36V35H237ZM236 36V37H237ZM254 36V35H253ZM252 36V37H253ZM258 36V35H257ZM256 36V37H257ZM2 37H3V35H2ZM1 37V38H2ZM180 37V38H179ZM199 37H200V35H199ZM239 37V36H238ZM237 37V38H238ZM249 37V36H248ZM255 37V36H254ZM263 37V36H262ZM5 38V37H4ZM7 38H9L8 37V34H7ZM6 38V39H7ZM22 38V37H21ZM179 38V39H178ZM189 38H190V36H189ZM205 38V37H204ZM233 38V37H232ZM246 38V37H245ZM260 38H261V36H260ZM259 38V39H260ZM264 38V37H263ZM178 39V40H177ZM193 39V38H192ZM192 39H191V42H192ZM203 39V38H202ZM234 39V38H233ZM250 39V38H249ZM4 40V39H3ZM24 40V39H23ZM22 40V41H23ZM180 40V41H179ZM184 40V41H183ZM195 40H197V39H195ZM205 40V39H204ZM248 40V39H247ZM247 40H246V42H247ZM255 40V39H254ZM264 40V39H263ZM181 41H183L182 43L184 44V45H182L183 46V48H185V51H184V49H182L183 50V53H184V55L183 54H181L180 52H178L179 54H181L180 56L178 55V54H175V56L177 55V57H174V55H173V57H172V55H169L171 52H172V50H177V45H179L180 46V42ZM199 41V40H198ZM233 41V40H232ZM257 41V40H256ZM28 42V43H29ZM203 42V41H202ZM209 42V41H208ZM217 42V41H216ZM250 42V41H249ZM259 42V41H258ZM260 42H261V40H260ZM4 43V42H3ZM2 43V44H3ZM12 43H15V42H12ZM25 43V42H24ZM27 43V42H26ZM27 43V44H28ZM32 43V42H31ZM195 43V41L193 42V44ZM228 43H229V40H228ZM255 43V42H254ZM264 43V42H263ZM197 44V43H196ZM207 44V43H206ZM224 44V43H223ZM246 44V43H245ZM255 44H257V43H255ZM258 44H260V43H258ZM5 45V44H4ZM19 45V44H18ZM29 45H30V43H29ZM28 45V47H31V46H29ZM204 45V44H203ZM219 45V44H218ZM221 45V44H220ZM229 45V44H228ZM252 45V44H251ZM12 46V45H11ZM10 46V47H11ZM16 46V45H15ZM174 46H177L175 49L173 48ZM181 46V47H182ZM185 46V47H184ZM193 46V45H192ZM198 46H199V44H198ZM212 46V45H211ZM260 46V45H259ZM264 46V45H263ZM13 47H14V45H13ZM22 47V46H21ZM24 47V46H23ZM22 47V48H23ZM32 47H31V49H32ZM167 47H170V48H172L171 50H170V48H168L171 52H168L167 50H165V48H167ZM205 47V46H204ZM217 47V46H216ZM225 47H227V46H225ZM1 48V47H0ZM6 48V47H5ZM16 48H17V46H16ZM21 48V49H22ZM25 48V47H24ZM194 48V47H193ZM222 48V47H221ZM224 48V47H223ZM256 48V47H255ZM261 48V47H260ZM8 50V52H9V50L10 51H12L11 50V48L9 49V48H7ZM13 49V48H12ZM18 49V48H17ZM26 49V48H25ZM28 49V48H27ZM158 49L159 50H162V51H160V52H158ZM179 49H180V47H179ZM226 49V48H225ZM248 49V48H247ZM16 50V49H15ZM137 50H139L138 52L140 53V51L141 52H143V56H140V55H138L139 53H137L136 54V52H137ZM168 52L169 54H166V52ZM217 50H218V48H217ZM17 51L18 50H16V53H17ZM20 51H22V50H20ZM19 51V52H20ZM33 51V50H32ZM180 51V50H179ZM186 51H187V53H186ZM220 51V50H219ZM223 51V50H222ZM235 51V50H234ZM241 51V50H240ZM248 51H250V50H248ZM3 52H5V51H3ZM2 52V53H3ZM6 53V54H2V53H0V70L2 71L3 69H7L6 67L8 66V65H10V64H12V63H10L12 60H11V58H12V56H11V54L13 53H15L14 51L12 52V53ZM23 52V51H22ZM34 52H32V53H34ZM156 52H158L159 53V56H157L158 54L156 53ZM162 52H165V54L166 55H168V56H170L171 57V60L169 59V57L168 56H166L165 57V55H163L162 56V54H164V53H162ZM174 52V51H173ZM182 52V51H181ZM198 52V51H197ZM214 52V51H213ZM250 52H252V51H250ZM257 52V51H256ZM16 53L14 54V55H16ZM27 53V51L25 52V53H23L22 55H24V54H26ZM29 53V52H28ZM31 53V52H30ZM29 53V54H30ZM160 53H162V54H160ZM186 53V54H185ZM204 53V52H203ZM215 53V52H214ZM213 53V54H214ZM236 53V52H235ZM234 53V54H235ZM141 54V53H140ZM198 54V53H197ZM219 54V53H218ZM221 54V53H220ZM251 54V53H250ZM17 55H20V53L19 54H17ZM17 55L15 56V58L14 59H19L18 57H17ZM150 55H152V56H150ZM226 55V54H225ZM229 55V54H228ZM245 55V54H244ZM33 56V55H32ZM146 56H147V58H148V56L150 57L149 59H148V61L146 60L145 61V59H146ZM161 56V57H160ZM189 56H190V58H189ZM201 56V55H200ZM253 56V55H252ZM257 56V55H256ZM22 57V56H21ZM28 57V56H27ZM38 57V58H39ZM140 57V58H139ZM143 57V58H142ZM160 57V58H159ZM163 57H165V59H161V58H163ZM203 57H204V55H203ZM203 57L201 56L200 58H202L203 59ZM223 57V56H222ZM230 57H232V56H230ZM229 57V58H230ZM249 57V56H248ZM251 57V56H250ZM26 58V57H25ZM32 58V57H31ZM145 58V59H144ZM172 58H174V59H177V61H173L172 60ZM229 58L227 59V60H229ZM232 58H234V57H232ZM36 59V58H35ZM142 59L144 60L143 62H142ZM159 59H161V60H159ZM220 59H222V58H220ZM223 59H224V57H223ZM241 59V58H240ZM26 60H27V58H26ZM198 60V59H197ZM200 60V59H199ZM207 60V59H206ZM215 60V59H214ZM217 60V59H216ZM244 60V59H243ZM13 61H15V60H13ZM12 61V62H13ZM159 61H160V63H159ZM217 61H219V59L217 60ZM257 61V60H256ZM259 61V63L261 62L260 60H258ZM257 61V62H258ZM29 62V61H28ZM42 62V61H41ZM177 62V63H176ZM200 62V61H199ZM206 62V61H205ZM223 62V61H222ZM221 62V63H222ZM230 62V61H229ZM250 62V61H249ZM251 62H253L252 60H251ZM255 62V61H254ZM264 62V61H263ZM13 63H15V62H13ZM159 65H158V64ZM180 63V64H179ZM196 63V62H195ZM215 63V62H214ZM239 63H241V62H239ZM262 63V62H261ZM260 63V64H261ZM201 64V63H200ZM199 64V65H200ZM213 64V63H212ZM173 65V66H172ZM222 65H223V63H222ZM226 65V64H225ZM235 65V64H234ZM262 65V64H261ZM264 65V64H263ZM14 67H15V65H13ZM252 66V65H251ZM229 67V66H228ZM263 67V66H262ZM179 68L177 67V70H179ZM186 68H185V70H186ZM194 68V69H193ZM218 68V67H217ZM238 68H240V67H238ZM243 68V67H242ZM189 69H191V72L193 71V70H195V72L196 71H198V70H196V67H193L192 66V68H191V65L189 66ZM220 69V68H219ZM221 69H224V68H221ZM226 69V68H225ZM227 69H231V68H227ZM226 69V71H228ZM242 70V69H241ZM263 70V69H262ZM4 71V70H3ZM6 71V70H5ZM43 71V70H42ZM70 71H74L76 74V77L74 76V78H76L75 80H76V88H75V90H73V92H75V93H73V95H74V97L72 98L73 99V101H72V99L70 100V101H66L67 103L65 104V106H64V109H63V112H61V111H55L54 110V108H55V106L56 105H54L53 104V98L51 97L52 95H53V93L55 94L56 92H57V90L55 91V88H56V85L55 84H57V83H61V80H63V78L65 77V78H68L70 75H68L67 77L65 76L66 74H68V72H70ZM190 71V70H189ZM188 71V68H187V72H189ZM217 71V70H216ZM226 71H225V74H226ZM43 72V73H44ZM175 72V73H174ZM182 72V71H181ZM184 72V71H183ZM182 72V73H183ZM200 71H198L197 73H199ZM219 72V71H218ZM223 72H224V70H223ZM222 72V73H223ZM252 72L254 73V71L252 70ZM3 73V72H2ZM1 73V74H2ZM185 73H186V71H185ZM192 73H194V72H192ZM191 73V74H192ZM201 73V72H200ZM200 73H199V76H200ZM211 73V72H210ZM229 73H231L230 71H229ZM228 73V74H229ZM244 73H246V72H244ZM6 74V73H5ZM4 74V75H5ZM8 74V73H7ZM11 74V73H10ZM184 74V73H183ZM190 74V76H188L187 75V78L188 77H190V78H192V75ZM202 74V73H201ZM209 74V73H208ZM216 74H218V73H216ZM237 74V73H236ZM264 74V73H263ZM42 75V74H41ZM186 75V74H185ZM184 75V76H185ZM206 75V74H205ZM223 75V74H222ZM227 75V74H226ZM231 75V74H230ZM44 76V74L42 75V77ZM198 76V77H199ZM203 76V75H202ZM211 76V75H210ZM220 76V75H219ZM246 76H248V75H246ZM9 77V76H8ZM73 77V76H72ZM174 77V78H175ZM178 77H181V76H178ZM205 77V76H204ZM232 77V79H233V76H231ZM239 77H240V75H239ZM238 77V78H239ZM245 77V76H244ZM250 77V76H249ZM248 77V78H249ZM264 77V76H263ZM64 78V79H65ZM201 78V77H200ZM207 78V77H206ZM206 78H204V79H206ZM212 78V77H211ZM248 78H246V79H248ZM253 78V77H252ZM252 78H250V79H252ZM69 79V78H68ZM71 79V78H70ZM203 79V78H202ZM222 79V78H221ZM231 79V80H232ZM245 79V80H246ZM254 79V78H253ZM11 79H9V81H10ZM66 80V79H65ZM171 80H172V82H173V84L172 85H170L172 82H171ZM200 80V79H199ZM210 80V79H209ZM214 80V79H213ZM231 80H228V81H230L231 82ZM234 80V79H233ZM236 80H238V79H236ZM240 80V79H239ZM258 80V79H257ZM70 81V80H69ZM72 81V80H71ZM192 81H193V79H192ZM201 81V80H200ZM205 81H207V80H205ZM204 81V82H205ZM216 81V80H215ZM218 81V80H217ZM221 81V80H220ZM220 81H218V82H220ZM242 81V80H241ZM264 81V80H263ZM12 82V81H11ZM65 82V81H64ZM74 82V81H73ZM171 82V83H170ZM203 82V83H204ZM211 82V81H210ZM213 82V81H212ZM234 82V81H233ZM237 82V81H236ZM245 82V81H244ZM246 82H248L247 80H246ZM175 83H177V85L175 84ZM201 83V82H200ZM215 83V82H214ZM241 83V82H240ZM240 83H239V85H240ZM260 83V82H259ZM10 84H12V83H10ZM190 84H192L191 85V87H190ZM198 84V83H197ZM236 84V83H235ZM257 84V83H256ZM261 84V83H260ZM62 85V84H61ZM174 85V86H173ZM222 85V84H221ZM252 85V84H251ZM258 85V84H257ZM36 86V85H35ZM170 86H172V87H170ZM204 86V85H203ZM210 86V85H209ZM208 85L207 86H205V88L208 90V91H211V90H209L208 89V87H209ZM233 85H231V87H232ZM236 86V85H235ZM241 86V85H240ZM256 86V85H255ZM261 86H263V84L262 85H260L259 87H261ZM4 87V86H3ZM73 87V86H72ZM174 87V88H173ZM178 88V92H180L179 94L180 95H175L174 97L176 98V100L175 101H173L174 100V98L173 99H171V96L173 97V92H172V90H175V89H177ZM194 87V86H193ZM213 87V86H212ZM217 87V86H216ZM224 87V86H223ZM229 87V86H228ZM10 88H11V86H10ZM103 88V89H102ZM204 87H203V90L205 89ZM258 88V87H257ZM4 89V88H3ZM5 89H6V87H5ZM58 89H60L59 87H58ZM73 89V88H72ZM102 89V90H101ZM172 89V90H171ZM198 89V90H197ZM205 89V90H206ZM213 89V88H212ZM226 89V88H225ZM229 89V88H228ZM227 89V90H228ZM231 89V88H230ZM229 89V90H230ZM247 89V88H246ZM249 89V88H248ZM256 89V88H255ZM258 89H260V88H258ZM8 90V89H7ZM29 90V89H28ZM53 90H54V92H53ZM216 90V89H215ZM224 90V89H223ZM227 90H226V92H227ZM232 90V89H231ZM32 91V90H31ZM142 91V90H141ZM154 91V92H153ZM171 91V92H170ZM193 92V94L191 93V92ZM196 91H198L199 93H194V92H196ZM222 91V90H221ZM234 91V90H233ZM248 91V90H247ZM256 91V90H255ZM254 91V92H255ZM263 91V90H262ZM4 92V91H3ZM29 92V91H28ZM106 92V91H105ZM104 92V93H105ZM140 92V91H139ZM138 92V93H139ZM151 92V93H150ZM177 91H175V93L174 94H177L176 93ZM217 92H219L220 93V91L219 90H217ZM216 92V93H217ZM225 92V93H226ZM231 92V91H230ZM249 92V91H248ZM260 92H261V90H260ZM58 93H60V92H58ZM141 93V92H140ZM154 93V94H153ZM167 93V94H166ZM172 93V95L169 97V94H171ZM213 94V91H211L210 93L209 92H207V95L208 94ZM215 93V94H216ZM247 93V92H246ZM34 94V93H33ZM50 94H52V95H50ZM57 94V93H56ZM110 94V93H109ZM111 94H110V96H111ZM147 94V93H146ZM200 94V95H199ZM227 94V93H226ZM236 94V93H235ZM242 94V93H241ZM240 94V95H241ZM250 94V93H249ZM248 94V95H249ZM256 94H258L259 95V93L256 91ZM255 93H254V95H256ZM261 94V96H262V92L260 93ZM264 94V93H263ZM31 95H32V93H31ZM100 95V94H99ZM102 95V94H101ZM167 95V96H166ZM221 95V94H220ZM220 95H218V96H220ZM49 97L50 96V98L49 99H47L46 100V97ZM70 96V95H69ZM108 96V95H107ZM111 96V97H112ZM179 97V96H181V98H182V102H181V98L179 97V100L177 99V97ZM203 96V95H202ZM210 96V95H209ZM212 96V95H211ZM210 96V97H211ZM225 96V95H224ZM251 96V95H250ZM250 96H248V98H254V96H252V97H250ZM260 96V95H259ZM258 96V97H259ZM36 97V96H35ZM56 97V96H55ZM58 97V96H57ZM66 97V96H65ZM64 97V98H65ZM88 97V98H89ZM98 97V96H97ZM143 97V96H142ZM167 97V98H166ZM193 97H194V100H192L193 99ZM199 97V98H200ZM204 97V96H203ZM210 97H206V99L207 98H209L210 99ZM215 97V96H214ZM236 97V96H235ZM235 97H233V98H235ZM66 98H68V97H66ZM71 98V97H70ZM106 98V97H105ZM152 98V97H151ZM189 98V100H187V101H184V99H188ZM237 98V97H236ZM246 98V97H245ZM259 98H261V97H259ZM263 98V97H262ZM57 99V98H56ZM59 99V98H58ZM111 99V98H110ZM110 99H108V100H110ZM140 99V98H139ZM142 99V98H141ZM148 99H149V97H148ZM153 99V98H152ZM154 99V100H155ZM202 99V98H201ZM208 99V100H209ZM257 99V98H256ZM75 100V101H74ZM99 100V99H98ZM137 100V99H136ZM171 100V101H170ZM198 100V99H197ZM210 100H212V99H210ZM216 100V99H215ZM220 100V99H219ZM234 100V99H233ZM248 100V99H247ZM263 100V99H262ZM62 101H64V100H62ZM77 101V102H76ZM96 101V100H95ZM94 101V102H95ZM127 101V102H126ZM130 101V102H131ZM147 101H150V100H147ZM173 101V102H172ZM212 101H214V99L212 100ZM222 101H224V100H222ZM243 101H245V100H243ZM251 101V100H250ZM253 101H257V100H253ZM258 101H259V99H258ZM76 102V103H75ZM97 102V101H96ZM115 102V103H114ZM135 102V101H134ZM141 102V101H140ZM140 102H138V104L140 103ZM143 102H144V99H143ZM152 102V101H151ZM168 102V101H167ZM166 102V104H168ZM177 102V103H176ZM190 102V103H191ZM216 101H214V103H215ZM217 102H219L218 100H217ZM217 102H216V104H217ZM228 102V101H227ZM239 102H240V100H239ZM249 102V101H248ZM252 102V101H251ZM250 102V103H251ZM34 103V102H33ZM56 103V102H55ZM85 103V102H84ZM98 103V102H97ZM105 103V102H104ZM112 103H114L113 105H112ZM132 103V102H131ZM137 103V102H136ZM150 103V102H149ZM154 103V102H153ZM157 103H155V104H157ZM206 103V102H205ZM211 103V102H210ZM219 103H221V102H219ZM241 103V102H240ZM239 103V104H240ZM255 103V102H254ZM254 103H253V105H254ZM61 104H63V103H61ZM77 104V105H76ZM99 104V103H98ZM129 104V103H128ZM135 104V103H134ZM134 104H133V106H134ZM145 104V103H144ZM148 104V103H147ZM146 104V105H147ZM165 104V105H166ZM169 104V105H170ZM189 104V103H188ZM195 104L197 105L198 104V102L196 103L195 102ZM204 104V103H203ZM223 104V103H222ZM237 104V103H236ZM243 104V103H242ZM257 104V103H256ZM258 104H259V102H258ZM258 104H257V106H258ZM76 105V106H75ZM81 105V104H80ZM119 105V106H120ZM127 105V104H126ZM140 105V104H139ZM143 105V104H142ZM144 106V107H147V106ZM154 105V104H153ZM193 105H194V102H193ZM213 105V107H214V104H212ZM218 105V104H217ZM227 105V104H226ZM229 105V104H228ZM233 105H235V104H233ZM252 105V104H251ZM62 106V105H61ZM103 106V105H102ZM106 106V105H105ZM122 106H121V108L120 109H122ZM136 106V105H135ZM156 106V105H155ZM154 106V107H155ZM159 106V105H158ZM157 106V107H158ZM183 106V105H182ZM191 106H192V104H191ZM207 106H209V104L207 105ZM207 106H205V107H207ZM211 106V105H210ZM209 106V107H210ZM219 106V105H218ZM218 106H216V107H218ZM225 106V105H224ZM244 106V105H243ZM58 107V106H57ZM80 107V106H79ZM79 107H77L78 109H79ZM93 107V106H92ZM127 107H129V106H127ZM141 107V106H140ZM152 107V106H151ZM156 107V108H157ZM190 107V106H189ZM198 107H199V109L198 110H200L201 111V113H197L198 112V110H195V109H197L196 108V106H195V108H194V106H193V108H194V111H195V114H196V116L198 115V114H205V116H206V111L205 110H203V111H205V112H203L202 111V107H200L199 105H198ZM205 107H203V109H206ZM222 107V106H221ZM240 107V106H239ZM245 107V106H244ZM253 107V106H252ZM255 107V106H254ZM253 107V108H254ZM264 107V106H263ZM91 108V107H90ZM105 108V107H104ZM130 108V107H129ZM164 108V109H163ZM190 108H192V107H190ZM219 108V107H218ZM257 108V107H256ZM259 108V107H258ZM262 108V107H261ZM59 109H61V108H59ZM95 109V108H94ZM114 109V108H113ZM116 109V108H115ZM127 109V108H126ZM130 109H134V108H130ZM139 109V108H138ZM142 109V111L143 112H146V111H144L143 109L144 108H141ZM141 109H140V112H141ZM148 109H149V106H148ZM151 109V108H150ZM149 109V110H150ZM175 109L176 108H174L173 109V111H175ZM178 109V108H177ZM182 109V108H181ZM220 109V108H219ZM224 109L225 108H223L222 107V110H223V112H224ZM236 109H238V108H236ZM248 109V108H247ZM260 109V108H259ZM57 110V109H56ZM62 110V109H61ZM156 110V109H155ZM179 110V109H178ZM188 110H189V108H188ZM207 110V109H206ZM210 110V109H209ZM213 110V109H212ZM222 110H220L219 112H221ZM227 110V109H226ZM240 110V109H239ZM50 112V114H52V116H51V118L52 119H50V120H52V122H51V124L50 125H52L51 126V129H49V130H43L44 132H41L40 131V133L39 132H37V131H39L38 129L39 128H36V124L37 123H40L39 121L41 120V123L42 122H44V121H42L43 119L42 118H44V117H47V114ZM94 111H96V110H94ZM101 111V110H100ZM99 111V112H100ZM104 111V110H103ZM106 111V110H105ZM109 111V110H108ZM111 111V110H110ZM112 111H114V110H112ZM118 111H119V109H118ZM122 113H123V110H120ZM127 111H129V109L127 110ZM138 111V110H137ZM136 111V112H137ZM187 111V110H186ZM194 111H192V112H194ZM199 111V112H200ZM216 111V110H215ZM235 111V110H234ZM96 112H98V110L96 111ZM96 112H94V113H96ZM98 112V113H99ZM117 112V111H116ZM136 112H134V113H136ZM139 112V111H138ZM142 112V113H143ZM155 113H156V111H154ZM159 112V111H158ZM161 112V111H160ZM191 112V113H192ZM218 112V113H219ZM232 112V111H231ZM242 112V111H241ZM250 112H252V110L250 111ZM248 113L247 112V110H246V112H244V110H243V113H245V114H247V115H245V117H247V116H249L248 114H251V113ZM258 112H260V110L258 111ZM257 112V113H258ZM93 113V114H94ZM108 113V112H107ZM110 113V112H109ZM119 114H120V112H118ZM117 113V114H118ZM129 113V112H128ZM171 114H172V111L170 112ZM217 113V112H216ZM233 113V112H232ZM237 113V112H236ZM235 113V114H236ZM242 113V114H243ZM254 113H255V110H254ZM66 114H67V116H66ZM106 114V113H105ZM139 114V113H138ZM145 114V113H144ZM149 114V113H148ZM166 114V113H165ZM188 114V113H187ZM189 114H190V112H189ZM222 114H224V113H222ZM239 114H241V113H239ZM260 113H258V115H259ZM261 114H263V112L261 113ZM26 114H24V116H25ZM107 115V114H106ZM110 115V114H109ZM126 115H129V114H127L126 113ZM125 115V116H126ZM130 115H132V113L130 114ZM147 115V114H146ZM160 115V114H159ZM170 115V114H169ZM201 115H198L199 117H202V119H203V115L201 116ZM220 115V114H219ZM228 115V114H227ZM236 115H238V113L236 114ZM16 117H17V115H15ZM27 116V115H26ZM49 116L50 115H48V118H49ZM115 116V115H114ZM121 116H122V114H121ZM124 116V117H125ZM136 116V115H135ZM181 116H182V114H181ZM194 117V118H199V117ZM212 116V115H211ZM215 116V115H214ZM217 116V115H216ZM216 116L214 117L215 119H216ZM223 116V115H222ZM225 117H226V115H224ZM239 116V115H238ZM241 116H243V115H241ZM255 116H256V114H255ZM13 117V116H12ZM22 117V116H21ZM99 117V118H98ZM107 117V116H106ZM124 117L122 118V120L124 119ZM126 117H128V116H126ZM141 117V116H140ZM144 117H145V115H144ZM143 117V118H144ZM164 117V116H163ZM186 117V116H185ZM218 117V116H217ZM220 117V116H219ZM225 117H223V119L221 118V120H226V119H224ZM235 117H237V116H235ZM254 116H253V114H252V118L251 119H254L253 118ZM256 117H258V116H256ZM22 118H24V117H22ZM22 118H19V119H22ZM100 118H102V119H100ZM131 118V117H130ZM137 118H139V116L137 117ZM136 117H135V119H137ZM176 118H177V115H176ZM211 118V117H210ZM230 118H232V115H231V117ZM238 118V117H237ZM236 118V119H237ZM243 118V117H242ZM13 119V118H12ZM45 119V118H44ZM99 119V120H98ZM112 119V118H111ZM121 119V117L119 118V120ZM129 119V118H128ZM131 119H133V116H132V118ZM140 119V118H139ZM178 119V118H177ZM186 119V118H185ZM184 119V120H185ZM201 119V118H200ZM213 119V118H212ZM212 119H211V121H212ZM214 119V120H215ZM218 119V118H217ZM220 119V118H219ZM218 119V120H219ZM246 119V118H245ZM118 120V119H117ZM171 120V119H170ZM170 120H169V122H170ZM175 120V119H174ZM205 120V119H204ZM218 120H217V123H218ZM238 120V119H237ZM248 120H249V118H248ZM248 120H246L247 122H248ZM47 121V120H46ZM108 121H111V120H108ZM115 121V120H114ZM176 121V120H175ZM179 121H180V118H179ZM188 122V125H189V127L191 126V124H193L194 123V121H192V119L191 120H189V118H188V120H187ZM191 121V122H190ZM229 121V120H228ZM232 121V120H231ZM242 121V120H241ZM240 121V122H241ZM251 121V120H250ZM8 122H10V121H8ZM100 122L101 121H99V123L97 122V125H100ZM103 122H105V121H103ZM102 122V123H103ZM117 122V121H116ZM124 122V121H123ZM126 122V121H125ZM141 122V121H140ZM177 122V121H176ZM185 122V121H184ZM193 122V123H192ZM215 122V121H214ZM253 122H257L258 124H257V127L256 128H258L257 130H259V134H260V132L261 131H264V115H260L258 118H255V120L253 121ZM6 123V122H5ZM40 123V124H41ZM48 123V122H47ZM190 123V124H189ZM199 123V122H198ZM202 124H203V122H201ZM223 123V122H222ZM227 123V122H226ZM231 123V122H230ZM233 123V122H232ZM254 123V124H255ZM44 124V123H43ZM113 124V123H112ZM122 124V123H121ZM169 124V123H168ZM197 124V123H196ZM240 124V123H239ZM254 124H252V127L251 128H253V125ZM6 125V124H5ZM106 125V124H105ZM114 125V124H113ZM128 125V124H127ZM140 125V124H139ZM171 125V124H170ZM176 125V124H175ZM199 125V124H198ZM206 124H205V122H204V126H205ZM222 125V124H221ZM224 125V124H223ZM222 125V126H223ZM236 125V124H235ZM38 126H39V124H38ZM106 126H108V125H106ZM178 126V125H177ZM214 126V125H213ZM256 126V125H255ZM254 126V127H255ZM40 127V126H39ZM48 127V126H47ZM46 127V128H47ZM76 127V126H75ZM96 127V126H95ZM114 127V126H113ZM169 127V126H168ZM181 127V126H180ZM218 127V126H217ZM249 127V126H248ZM262 127V129H260ZM41 128V127H40ZM78 127H76V128H74V129H77ZM187 128V127H186ZM191 128V127H190ZM193 128H194V125H193ZM197 128V127H196ZM203 128V127H202ZM209 128H210V126H209ZM209 128H207V126H206V129H207V131H208V134H209ZM213 128V127H212ZM222 128V127H221ZM230 128H231V126H230ZM242 128V127H241ZM243 128L245 129V127L243 126ZM247 128V127H246ZM35 129H36V131H35ZM72 129V128H71ZM80 129V128H79ZM114 129V128H113ZM198 129V128H197ZM197 129H193L194 131H196ZM200 130H201V128H199ZM204 129V128H203ZM203 129H202V131H203ZM225 129H226V127H225ZM228 129V128H227ZM249 129H250V127H249ZM82 130V129H81ZM218 130V129H217ZM222 130V129H221ZM221 130H220V133H221ZM236 130V129H235ZM241 130V129H240ZM255 130V129H254ZM253 130V131H254ZM261 130V131H260ZM73 131V130H72ZM71 131V132H72ZM74 131H76V130H74ZM73 131V132H74ZM112 131V130H111ZM143 131H145V129L143 130ZM148 131H150V130H148ZM148 131H146V132H148ZM173 131V130H172ZM188 131V130H187ZM219 131V130H218ZM217 131V132H218ZM223 131V130H222ZM245 131V130H244ZM246 131H249V130H246ZM251 131V130H250ZM115 132V131H114ZM192 132V131H191ZM191 132H189L190 134H191ZM201 132V131H200ZM206 132V131H205ZM225 132V131H224ZM224 132H222L223 134H225ZM256 132V131H255ZM254 132V133H255ZM198 133H199V131H198ZM211 133L213 134L214 132H212L211 131ZM229 133H232V132H230V131H228V133H226L228 136L230 135ZM251 133V132H250ZM257 133V132H256ZM257 133V134H258ZM82 134V133H81ZM171 134H173L172 132H171ZM197 134V133H196ZM212 134H210V135H212ZM237 134V133H236ZM207 135V134H206ZM219 135V134H218ZM221 135V134H220ZM219 135V136H220ZM241 135H244V134H241ZM251 135V134H250ZM256 135V134H255ZM254 135V136H255ZM264 135V134H263ZM198 136V135H197ZM196 136V137H197ZM202 136H204V135H202ZM202 136H200L201 137V140H202ZM218 136V137H219ZM236 136V135H235ZM239 136V135H238ZM245 136H247V139L249 140V138H248V134L247 135H244V138H246ZM252 136V135H251ZM253 136V137H254ZM261 136H262V134H261ZM61 137L63 138L61 141L59 140V139H61ZM65 137V136H64ZM70 137V136H69ZM71 137H72V134H71ZM152 137V136H151ZM212 137V136H211ZM214 137H215V133H214ZM213 137V138H214ZM232 137L234 138V136L232 135ZM240 137H242V136H240ZM255 137H259L258 135H256ZM263 137V139H264V136H262ZM171 138V137H170ZM220 138H221V136H220ZM237 138V137H236ZM260 138V137H259ZM67 139H69V138H67ZM222 139V138H221ZM229 139H231L232 140V138H229ZM241 139H243V138H241ZM258 139V138H257ZM263 139H260V140H263ZM198 140V139H197ZM207 140V139H206ZM223 140V139H222ZM248 140H246V141H248ZM256 140V139H255ZM260 140H258V141H260ZM60 141V142H59ZM66 141V140H65ZM229 141V140H228ZM233 141H235V140H233ZM237 141V140H236ZM239 141V140H238ZM242 141V140H241ZM59 142V143H58ZM204 142V141H203ZM209 142V141H208ZM207 142V143H208ZM223 142V141H222ZM252 142V141H251ZM262 142V141H261ZM263 142H264V140H263ZM262 142V145H260V146H262L261 148H263V145H264V143ZM58 143V144H57ZM199 143V142H198ZM206 143V142H205ZM214 143V142H213ZM219 143V142H218ZM232 143V142H231ZM238 143V142H237ZM254 143H255V141H254ZM258 143V142H257ZM226 143H224L223 145H225ZM228 144V143H227ZM243 144V143H242ZM219 145V144H218ZM217 144H216V146H218ZM229 145H230V143H229ZM228 145V146H229ZM234 145V144H233ZM54 146V147H53ZM198 146V145H197ZM204 146H206V145H204ZM235 146H237V145H235ZM243 146H246V145H243ZM242 146V147H243ZM255 146H257L256 144H255ZM258 146H259V144H258ZM185 147V146H184ZM199 147V146H198ZM230 148H231V146H229ZM233 147V146H232ZM250 147V146H249ZM254 147V146H253ZM56 148V147H55ZM207 148V147H206ZM225 148V147H224ZM260 148V147H259ZM260 148V149H261ZM172 149V148H171ZM175 149H176V147H175ZM190 149V148H189ZM205 149V148H204ZM221 149V148H220ZM219 149V150H220ZM226 149V148H225ZM225 149H223V150H225ZM235 149H236V147H235ZM240 149V148H239ZM250 149H251V147H250ZM249 149V150H250ZM177 150V149H176ZM217 150H218V147H217ZM223 150H222V152H223ZM241 150V149H240ZM246 150V149H245ZM253 150V149H252ZM187 151V150H186ZM215 151V150H214ZM228 151V150H227ZM258 151V150H257ZM260 151V150H259ZM258 151V152H259ZM261 151H262V149H261ZM260 151V152H261ZM263 151H264V148H263ZM138 152V151H137ZM206 152V151H205ZM216 152V151H215ZM229 152V151H228ZM237 152V151H236ZM236 152H235V154H236ZM249 151H247V153H248ZM142 153H144V152H142ZM184 153V152H183ZM212 153H213V151H212ZM47 154H48V151H47ZM46 154V155H47ZM138 154V153H137ZM222 154V153H221ZM233 154H234V152H233ZM241 154H242V152H241ZM257 154V153H256ZM259 154H260V156H259ZM151 155V154H150ZM165 155V154H164ZM184 155V154H183ZM188 155V154H187ZM205 155V154H204ZM228 155V154H227ZM237 155V154H236ZM254 155V154H253ZM258 156H256V160H259L260 162V164L259 165H263L264 164V162H262V161H264V160H262L261 161V157H263V159H264V153H263V155H261V153H258L257 154ZM144 156V155H143ZM214 156H215V154H214ZM229 156H231V154L229 155ZM228 156V157H229ZM248 156V155H247ZM250 156V155H249ZM255 156V155H254ZM145 157H148V156H145ZM171 157V156H170ZM208 157V156H207ZM210 157H212V156H210ZM217 157V156H216ZM223 157V156H222ZM233 157L235 158V156L233 155ZM241 157H242V155H241ZM245 157V156H244ZM252 157V156H251ZM258 157V158H257ZM260 157V158H259ZM218 158V157H217ZM224 158V157H223ZM222 158V159H223ZM230 158V157H229ZM228 158V159H229ZM238 158H239V156H238ZM243 158V157H242ZM249 157H247V159H248ZM138 159V158H137ZM142 159V158H141ZM167 159V158H166ZM206 159V158H205ZM214 159V158H213ZM240 160H241V158H239ZM252 159H255V158H252ZM139 160V159H138ZM149 160V159H148ZM167 160H169V159H167ZM209 160V159H208ZM220 160V159H219ZM246 160V159H245ZM245 160H244V164H245ZM248 160H250V159H248ZM256 160L254 161L255 163H256ZM156 161V160H155ZM198 161V160H197ZM234 161V160H233ZM235 161H237V159L235 160ZM39 162V161H38ZM72 162V161H71ZM171 162V161H170ZM179 162V161H178ZM193 162V161H192ZM207 162V161H206ZM224 162H225V160H224ZM228 162V161H227ZM239 162V161H238ZM253 162V161H252ZM251 162V163H252ZM258 162V161H257ZM261 162L263 163V164H261ZM36 163H37V161H36ZM151 163V162H150ZM153 163H154V161H153ZM152 163V164H153ZM168 163V162H167ZM172 163V162H171ZM170 163V164H171ZM187 163L189 164V162H188V160H187ZM237 163V162H236ZM236 163L235 164H233V166H237L236 165ZM241 163H243V162H241ZM248 165H249V162H246ZM255 163H254V168H255V166L256 165H258L257 163H256V165H255ZM191 164V163H190ZM211 164H213V162L211 163ZM221 164H223V163H221ZM229 164V163H228ZM231 164V163H230ZM155 165V164H154ZM165 165H169V164H165ZM187 165V164H186ZM192 165H193V163H192ZM214 165V164H213ZM238 165H241V164H238ZM198 166V165H197ZM196 166V167H197ZM207 166V165H206ZM220 166V165H219ZM224 166H227V164L226 165H224ZM223 166V167H224ZM28 167V166H27ZM193 167H195V166H193ZM222 167V168H223ZM231 167V166H230ZM230 167H229V165H228V168L227 169H230ZM244 167V166H243ZM260 167H262L263 168V170H264V167L263 166H260ZM259 167V168H260ZM164 168V167H163ZM168 168V167H167ZM215 168H218V167H215ZM224 168H226V167H224ZM224 168H223V170H224ZM232 168V167H231ZM235 168V167H234ZM234 168H233V172L234 173H232L233 174V176H235V174L237 175V173H236V169H238V168H236L235 170H234ZM250 168V167H249ZM258 168V167H257ZM189 170H190V168H188ZM211 169V168H210ZM209 169V170H210ZM227 169L225 170V172L227 171ZM240 169H241V166H240ZM246 169V168H245ZM245 169H244V171H242V173L244 172L245 173ZM251 169V168H250ZM249 169V170H250ZM25 170V169H24ZM193 170V169H192ZM191 170V171H192ZM195 170V169H194ZM208 170V171H209ZM217 169H215V171H216ZM254 170V169H253ZM262 170V169H261ZM211 171V170H210ZM218 171H222V170H217V172ZM241 171V170H240ZM248 170L246 169V173H248L247 172ZM254 171H257V169L256 170H254ZM19 172H21V171H19ZM18 172V173H19ZM196 172H198V171H196ZM203 172V171H202ZM213 172V171H212ZM212 172H210V173H212ZM229 172H231V169H230V171ZM238 172V171H237ZM261 172H263L264 173V171H261ZM193 173H195V172H193ZM214 173V172H213ZM219 173V172H218ZM224 173V172H223ZM4 174V173H3ZM4 174V175H5ZM198 174V173H197ZM217 174V173H216ZM228 174H231V173H228ZM227 173H225V175H228ZM256 174V173H255ZM259 174H260V172H259ZM196 175V174H195ZM211 175V174H210ZM220 175V173L218 174V177H220L219 176ZM223 175V174H222ZM221 175V177H222V179H220L219 181H222L223 179H225V176H222ZM242 175V174H241ZM246 175V174H245ZM260 175H262V174H260ZM264 175V174H263ZM217 176V175H216ZM229 177H230V179H231V176L230 175H228ZM239 176V175H238ZM257 176L259 177V175L257 174ZM187 177V176H186ZM190 177V176H189ZM196 177V176H195ZM220 177V178H221ZM227 177V176H226ZM236 177V176H235ZM234 177V178H235ZM240 177V176H239ZM238 177V178H239ZM241 177H243V176H241ZM252 177V176H251ZM258 177H257V179H258ZM261 177V176H260ZM263 177V176H262ZM3 178V177H2ZM160 178V177H159ZM158 178V179H159ZM196 178H198V177H196ZM201 178V177H200ZM199 178V179H200ZM204 178V177H203ZM248 178V177H247ZM157 179V180H158ZM161 179V178H160ZM204 179H206V178H204ZM217 179V180H216ZM216 179H215V176H214V179H212V180H215V181H218V178L216 177ZM252 179V178H251ZM229 179H227V181H228ZM235 180H236V178H235ZM243 180L245 181V179L243 178ZM260 180H262V179H260ZM263 180H264V178H263ZM163 181V180H162ZM161 181V182H162ZM190 181H192L191 179H190ZM194 181V180H193ZM239 181V180H238ZM1 182V181H0ZM200 182V181H199ZM224 182V181H223ZM223 182H221V183H223ZM232 182V181H231ZM246 182V181H245ZM244 182V183H245ZM261 182H263V181H261ZM165 183V182H164ZM163 183V184H164ZM167 183V182H166ZM204 183V182H203ZM220 183V184H221ZM7 184V185H6ZM155 184V183H154ZM225 184V183H224ZM237 184V183H236ZM246 184H247V182H246ZM15 185H16V183H15ZM161 185H162V183H161ZM169 185V184H168ZM199 185H201V183L199 184ZM218 185V184H217ZM244 185V184H243ZM253 185V184H252ZM251 185V186H252ZM261 185H263V187H264V184H261ZM261 185H259V186H261ZM156 186V185H155ZM164 186V185H163ZM167 186V185H166ZM165 186V187H166ZM246 186H248V185H246ZM255 186V185H254ZM253 186V187H254ZM171 187V186H170ZM236 187V186H235ZM242 187V186H241ZM240 187V188H241ZM262 187V188H263ZM5 188V187H4ZM16 188V187H15ZM211 188V187H210ZM219 188H221V187H219ZM231 188V187H230ZM237 188V187H236ZM246 188V187H245ZM249 189H250V187H248ZM255 188V187H254ZM0 189H1V186H0ZM213 189V188H212ZM217 189V188H216ZM237 189H239V187L237 188ZM242 189V188H241ZM249 189H248V191H249ZM258 190H259V188H257ZM264 189V188H263ZM250 190H252V189H250ZM258 190H252V192L254 191V192H256V191H258ZM162 191V190H161ZM164 191H165V189H164ZM167 191V190H166ZM165 191V192H166ZM214 191V190H213ZM244 191V190H243ZM248 191H247V193H248ZM145 192V191H144ZM168 192V191H167ZM224 192V191H223ZM230 192H231V190H230ZM239 192V191H238ZM249 192H251V191H249ZM252 192L251 193H249V194H252ZM253 192V193H254ZM259 193H260V191H258ZM257 192V194H259ZM261 192H262V189H261ZM218 193V192H217ZM227 193V192H226ZM264 193V192H263ZM263 193H260V195L261 194H263ZM166 194V193H165ZM256 194V195H257ZM142 195V194H141ZM226 195V194H225ZM224 195V196H225ZM148 196V195H147ZM150 196V195H149ZM166 196V195H165ZM222 197H224L223 195H221ZM248 196V195H247ZM259 196V195H258ZM258 196H257V198H258ZM142 197V196H141ZM155 197H156V195H155ZM155 197H151V198H155ZM168 197V196H167ZM166 197V198H167ZM169 197H171V196H169ZM202 197H203V193H202ZM215 197V196H214ZM216 197H217V195H216ZM219 197V196H218ZM256 197V196H255ZM128 198H130V197H128ZM146 198V197H145ZM148 198V197H147ZM150 198V197H149ZM148 198V199H149ZM166 198H165V200H166ZM252 198H253V200H255L254 199V195L252 196ZM251 198V199H252ZM260 198H262V196H260L259 197V199ZM142 199V198H141ZM169 199V198H168ZM264 199V194H263V198L262 199H260V202H261V200H263ZM143 200V199H142ZM142 200H141V202H142ZM152 200V199H151ZM156 200V199H155ZM154 199H153V201H155ZM220 200H221V198H220ZM227 200V199H226ZM257 200V199H256ZM255 200V201H256ZM140 201V200H139ZM150 201V200H149ZM153 201H151L150 203L148 202V201H146V202H148L149 204H147V203H144V204H147V205H144L143 203H138V204H136L135 206L133 205L132 207H130L131 209V211H129V207L127 208V211H128V213H135L134 211H138V210H144V209H152L153 210V206L155 207V205L157 204L158 205V203H156V201H155V205H153L152 206V204L154 203ZM163 201H164V199H163ZM264 201V200H263ZM262 201V202H263ZM257 202H259V200L257 201ZM160 204H161V202H159ZM128 204V203H127ZM124 205V204H123ZM163 205V204H162ZM264 205V204H263ZM128 206V205H127ZM126 206V207H127ZM130 206V205H129ZM159 207V206H158ZM160 207H162V206H160ZM35 208V207H34ZM155 208H157V207H155ZM50 209V208H49ZM159 209V208H158ZM166 209V208H165ZM52 210V209H51ZM151 210V211H152ZM163 210H164V208H163ZM167 211V210H166ZM165 211V212H166ZM45 212H46V210H45ZM140 212V211H139ZM148 212V211H147ZM154 212V211H153ZM156 212V211H155ZM162 212H164V211H161V213ZM10 213V212H9ZM172 213V212H171ZM173 213H175V212H173ZM45 214V213H44ZM48 214V213H47ZM51 214V213H50ZM149 214V213H148ZM156 214H158V213H156ZM155 214V215H156ZM160 214V213H159ZM165 214V213H164ZM163 214V215H164ZM176 214V213H175ZM31 215H33V214H31ZM126 215H127V213H126ZM167 215H169V214H167ZM0 216H4V215H0ZM165 216V215H164ZM170 216V215H169ZM224 216H226L227 217V215H224ZM5 217V216H4ZM84 217V216H83ZM179 217H180V215H179ZM6 218V217H5ZM10 218V217H9ZM22 218V217H21ZM3 219V218H2ZM48 219H49V217H48ZM88 219V218H87ZM164 220H165V218H163ZM225 219V218H224ZM5 220V219H4ZM13 220V219H12ZM23 220V219H22ZM26 220H27V217H26ZM86 220V219H85ZM21 221V220H20ZM28 221V220H27ZM31 221V220H30ZM33 221V220H32ZM227 221V220H226ZM225 221V222H226ZM261 221V220H260ZM7 222V221H6ZM5 221H4V223H6ZM10 222V221H9ZM86 222V221H85ZM179 222V221H178ZM14 223V222H13ZM48 223V222H47ZM82 223V222H81ZM7 224V223H6ZM5 224V225H6ZM23 224H24V222H23ZM28 224V223H27ZM37 224V223H36ZM41 224V223H40ZM176 224H177V222H176ZM8 225V224H7ZM10 225V224H9ZM25 226H26V223L24 224ZM30 225V224H29ZM31 225H33L32 224V222H31ZM228 225V224H227ZM17 226H20L19 224L17 225ZM24 226V228H27V226L25 227ZM92 226V225H91ZM178 226V225H177ZM264 226V224L263 225H261L260 227H263ZM8 227V226H7ZM6 227V228H7ZM14 228H12V231L13 232H15V234H23V233H25V229L23 230V229H17L18 227H16L15 228V226H13ZM50 227V226H49ZM20 228H21V226H20ZM29 228V227H28ZM94 228V227H93ZM180 228V227H179ZM43 229V228H42ZM87 229H88V227H87ZM187 229V228H186ZM241 229V228H240ZM262 229V228H261ZM8 230H10V228L8 229ZM17 230V231H16ZM19 230H21V231H24V232H21L20 233V231ZM27 230V229H26ZM38 230V229H37ZM190 230V229H189ZM219 230V229H218ZM221 230V229H220ZM45 231V230H44ZM186 230H184V232H185ZM219 232V231H218ZM262 232V231H261ZM39 233V232H38ZM239 233V232H238ZM241 233V232H240ZM14 234V235H15ZM77 234V233H76ZM152 234V233H151ZM178 234V233H177ZM217 234V233H216ZM244 234V233H243ZM13 235V236H14ZM19 235H18V237H19ZM23 236V235H22ZM182 236H185V235H182ZM237 236H239V234L237 235ZM15 237H17V236H15ZM21 237V236H20ZM138 237H140V236H138ZM247 237V236H246ZM22 238V237H21ZM222 238V237H221ZM23 239V238H22ZM41 239V238H40ZM239 239V238H238ZM28 240V239H27ZM39 240V239H38ZM42 240V239H41ZM39 241V242H41L42 244H41V246L39 247V245H38V248H37V250L35 251V252H41V251H43V250H40L42 247H44V246H42L43 244H46V242L45 243H43L44 241H45V238L43 239V241ZM233 240V239H232ZM231 240V241H232ZM24 240H22V242H23ZM30 241V240H29ZM34 241V240H33ZM25 242V241H24ZM31 242V241H30ZM38 241L36 242V243H39ZM224 243H226V241H224ZM21 244V243H20ZM33 244V243H32ZM30 245V244H29ZM161 245V244H160ZM163 245V244H162ZM161 245V246H162ZM22 246V245H21ZM31 247H33V245H30ZM34 246H35V244H34ZM49 246H51V244L49 245ZM155 246H156V244H155ZM159 246V245H158ZM161 246H160V248H161ZM35 248V247H34ZM61 248V247H60ZM65 248V247H64ZM167 248V247H166ZM218 248V247H217ZM221 248V247H220ZM57 249V248H56ZM168 249V248H167ZM33 250V249H32ZM40 250V251H39ZM73 250V249H72ZM65 251V250H64ZM219 251V250H218ZM59 252V251H58ZM213 252V251H212ZM216 252V251H215ZM62 253V252H61ZM210 253V252H209ZM36 254V253H35ZM66 254V253H65ZM18 256V255H17ZM37 256H38V254H37ZM64 256V255H63ZM212 256V255H211ZM219 256H220V254H219ZM226 256V255H225ZM66 257H67V255H66ZM38 258H39V256H38ZM180 258H181V256H180ZM217 258H219V257H217ZM19 259V258H18ZM37 259V258H36ZM56 259H57V257H56ZM183 259V258H182ZM181 259V260H182ZM212 259V258H211ZM41 260V259H40ZM52 260V259H51ZM205 260V259H204ZM216 260V259H215ZM0 261H2L1 259H0ZM32 261H34L33 259H32ZM49 261V260H48ZM187 261V260H186ZM186 261H184L185 263H186ZM227 261V260H226ZM3 262V261H2ZM18 262V261H17ZM53 262V261H52ZM58 263H60L59 261H57ZM56 262V263H57ZM62 263H63V261H61ZM183 262V263H184ZM4 263V262H3ZM3 263H0V264H3ZM19 263V262H18ZM26 263V262H25ZM38 263L40 264V262L38 261ZM65 263V262H64ZM189 263V262H188ZM227 263V262H226ZM5 264V263H4ZM21 264V263H20ZM30 264V263H29ZM36 264V263H35ZM55 264V263H54ZM61 264V263H60ZM181 264V263H180Z\"/></svg>", "mask_w": 264, "mask_h": 264}]
</instances>
